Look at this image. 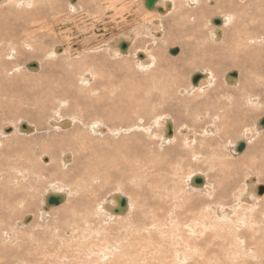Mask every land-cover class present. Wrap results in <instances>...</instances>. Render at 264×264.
Returning a JSON list of instances; mask_svg holds the SVG:
<instances>
[{"label":"rangeland","instance_id":"374dc122","mask_svg":"<svg viewBox=\"0 0 264 264\" xmlns=\"http://www.w3.org/2000/svg\"><path fill=\"white\" fill-rule=\"evenodd\" d=\"M17 1H21V0H0V19L4 20V14L7 13V6L8 5H10L13 9H15L14 6H15ZM45 1L48 3H51V0H45ZM65 1L66 0H63V1L60 0L61 4H63L61 7H63V8L65 7V5L67 7L68 3L70 4L69 0H67L68 2H65ZM77 1L78 0H75L74 3H71V4L73 5ZM133 1L135 2V3L133 2V5L135 7L137 5L140 8V4H139L140 0H133ZM178 1H182V0H178ZM178 1H177V4L179 6L180 3ZM206 1L208 2L207 5H206V3H207ZM210 1H208V0L203 1L202 0V2L200 1L202 5L200 4L201 6H199V9H197V11L194 10V12H192L191 14H186V13L183 14V16H185V15L188 16L190 20L191 19L196 20L195 17L199 15V11L204 12V14L202 16L203 20L199 16L198 17L201 20L199 18H197V21L198 22L200 21L199 24L202 23L201 25H203L204 22H207L208 26L207 25H206V27L203 26V29L205 28L204 32H206V29L209 28L211 25L216 27V25H214L212 23V21L220 18L218 16L222 12H223V14L233 15L234 21H235V26L236 25L240 26V24H242V23L249 25V27L252 26L253 25L252 22H253L254 18L257 17L256 11H257V7L259 5H261L260 10L263 11L262 14L264 15V0L262 1V3H261V0H258V1L254 0L251 3L252 4L251 7H250L251 4L249 6H246L247 5V3H245L246 0L245 1H241V0H210ZM214 1L216 2L215 6L213 5ZM63 2L66 4L64 5ZM123 2L124 3H122V1H121V3H122V4L120 3L121 6L126 5V3H125L126 0ZM226 2H227L228 9H226V8H223L221 10L216 9L217 7H219L218 6L219 3L224 4ZM43 3H45V2H43ZM129 4H131V3H129ZM240 4H246V5L241 6ZM119 6L120 5L116 6L115 9L119 10V8H121ZM144 6H145V3H144ZM159 9L161 11L158 10V12L162 14L163 9H161V8H159ZM122 10L126 11L125 8ZM184 10L188 11L187 8ZM120 11H121V9L119 10V12ZM127 11L130 12V6H129V10L127 9ZM136 11H138L137 15L140 18L135 13V20H134V18H131V20L127 21L126 24H123V25H125L124 27H128V26L132 27V25L134 26L133 28H134L137 36H135L136 34H133L132 37L135 39L136 42L143 40L141 42L142 45L140 46V49L139 48H135V49L132 48V50H130L128 52L129 54L127 53L128 55L126 54L125 58H122V59H125V62H122V61H124L122 59L120 61V59L117 57H115V58L108 57V60L106 62V64L108 66L103 64V67H101L102 69L105 68L104 70H106V71L99 69L100 72H102L104 75H102V73H98L99 75L96 73L97 74V75H95L96 77L92 78V80L89 82V84L93 85L94 82H97V81L98 82L101 81V83H102V81H105V80L107 81V79H108L109 81H116L115 84H117V85H113V86L116 87L117 90H116V88L113 87L114 88L113 91H118V87L120 86V82H122L121 85L123 86L124 89L125 88H134L135 89L134 92H137V91H141L139 89L142 85L144 86L145 83L146 84L150 83V85H148L147 88L144 89L145 86L143 87V89L146 91L140 93V95H141V98H139L140 100L139 99L137 100L136 96H135L136 100L134 99L135 101H139V103L142 104L143 106L145 105V108L143 106H140L141 109H144V110L140 109L141 110L140 113L143 114L144 120H146V121H144L143 119L141 120V118H143V117L140 113H138V116H140V117H138V118H140V123H137L134 121V123H131V124H133V125L134 124H138V125L141 124V126H143V127L145 126V128H148L149 126L152 128L147 129L148 130L147 134H145L146 132L142 133L143 131L141 129H138V128H135V130H132V132L134 131L133 133L131 132L132 134L129 133L130 135H132V137L134 135L133 140H134L135 144L136 145L140 144L139 148L136 147V149H137L136 152L139 150L141 151V152L137 153V156H138L137 159L138 158L141 159V162H139L140 161L139 159H138L139 161L137 160V167H136V164H133L132 166H134L136 168L133 167L134 169L132 171L130 169L128 170V168H125V170H123L124 169L122 167V163H123L122 159L123 158L119 157L118 161H117L118 163L116 162L117 169H113V168L111 169L110 168L109 169L110 171L108 170V173H109L108 176H107L108 173L103 172V171L100 172L98 170L95 174L91 173V171H90V174H92L90 176V177H92L91 179H90V177H88L90 175L89 172L87 173L88 175L86 174L87 176H85V172L84 173L80 172V174L78 172L77 177H74V175H72L73 172L69 171V169L71 167L61 168V166H60V162H61L60 160H61V156H63V154L67 153V154H70V156L73 155L74 156V158L72 156L73 162L75 161V155H74L75 151L68 149V145H69L68 142L70 140H72L73 138L76 139L77 137H79L78 135L81 133H82L81 139L82 138L84 139L83 135H85L84 134L85 129L88 128L89 123L94 122L95 117L99 118L98 115H95V114L91 115V113H90V116H86L83 114L84 116H82V117H84L85 119L90 117V118H88L89 120H87V122H85L87 124L89 121V123L86 125L87 128L82 129L79 126H77L78 123H76V124L74 123V126L72 124V127H70L71 125H69L67 127V129L68 128L70 130L72 129L70 132H68L69 129L68 130L65 129L67 134L65 133V131H63L64 129H62V130L57 129L56 130L55 127H53L50 122H57L56 120H58V119H62V120L72 119L73 118L72 116H74V115L71 114L68 109L73 111V110H75V108H78L75 106L74 102H76V103L80 102L81 103L82 101L83 102L85 101V102L89 103V101H90V103L97 105V103H100L103 100L102 103L105 102L104 103L105 105L110 106V103H112V101L114 100L113 99L114 96L116 97L115 98L116 101L121 100V98H119L117 94H113V91H112V94H108L106 91L104 93L103 99L101 100L100 98H102L101 96L103 95V92L101 91L102 89L100 88V85L96 84L95 87L88 88L89 85L88 86H82L78 82L74 83L76 81V79L79 78L78 76H80V73H82V69H80L79 66H78L79 68L75 66L76 64L79 65V63L82 62V59L80 57L76 58L73 56L72 58L70 57L69 59H67V56H65L66 58H64L63 55H65V54H63L62 55L63 57L59 58V60L57 59L56 60L57 62L56 61L54 62L53 60L45 59V57L47 55H44L42 52H41L42 57L38 58V57L33 56L34 55L33 52H31L33 54L32 55L31 53L27 52L26 50H22L23 56L20 58H17V59H13V55H12L11 50H10L11 46L13 45L16 47L17 46L22 47L21 44L17 45V44L21 43V41H19V39H16L15 42L18 41L19 43L17 42V44H16L14 42L15 45H14V43L12 45H7L8 42L5 39L2 40L0 37V41H1L0 42V63H1L0 64V74H1L0 75V82H3V83L5 82L4 84L0 83V126H1L0 130L2 128L4 130H6L7 128H11V127L15 126L14 124L17 125L19 121L25 122V120H28V118H29L31 123L29 122V120H28V122L26 121L25 123L26 124L29 123L28 125L33 126L34 129L37 128L36 130H38V132L40 131L39 132L40 134H38V132L36 130H34L33 134H35V136H34L35 138H33V134H31L30 137H28V138H26V137L23 138L20 136H19L20 137L19 138L18 136H15V138L16 137H17V139L19 138L18 140L14 138V135H12V136L10 135V134H12V132H11V133H9V135L11 136V138L13 140L12 139H10V141L6 140V142L4 141L5 144L3 142L5 149L7 148L5 151L7 152V150L8 149L9 150L7 153H5V151H3V153H0V157L2 154V156H4L6 158V160L3 161V164L0 165L1 166L0 169L4 167L5 170H7L6 176L7 175H16L17 173H15V172H14L15 174H11L13 172L12 171L13 169L16 171L19 170L18 172H20L21 174H17L16 176H17V178H19L18 180L21 182L20 186H22L21 187L22 189L17 190V193H18V196L21 197L22 192L24 191V194H23L24 195V201L22 200V205H21L22 209L20 206L18 207V205H17L16 207H14L15 210L14 209L11 210V211H15L14 214H12L14 216H11V213H13V212L10 211L9 212L10 213L9 219L4 220V222H8V221H11V222H10V226L8 227L9 231L7 232V236L5 238L6 240L4 239L6 242L0 241V257H1L0 258V264H1V261H2V264H4V263L5 264H17L18 261H19L18 264H135V263L136 264H175V263L176 264H264V254H263V252H264V244H263L264 234L262 235V232L260 233V231L255 232V230H253V229L254 228L256 229L257 227L254 224H252V225L248 224V222L251 219L255 218L257 222L258 221L260 222V226H261L262 230L264 231V214L261 212L263 210L260 211V214L258 212L260 210L258 207H257V209L250 211L249 208L247 209V204H249V203H245L247 201L240 203V205H237V198L240 195V193L238 191V187H235L236 185H238L239 189H240L241 188L240 186H242V184L244 185V182H245L244 173H246V170H247V174L249 176L258 177L260 179V180L258 179V181H260L258 184L264 186V176H263L264 174L262 176H260L259 171L257 169H255L254 166H250V167L248 166V165H252V164H262L261 167H263V165H264V129H256V124H257L258 120L260 123V121L262 119H264V83H263V80H264V64H260L259 65L260 71H257L250 78L249 85H251V87L255 86L252 89L253 92H251V94H249V95L247 93H244V95L246 97H250V98L252 97V98H255V100L261 99L259 102L260 105L257 108V110H259V111H257V112L255 111V112L251 113V110L248 112L247 109L245 107H243L245 110V113L242 115L241 112H239V113L237 112V115H236V113H235V111H237L236 106H235L236 103L230 99L235 98L236 100L238 99L242 102L243 93H240L238 91L240 90V83L241 82L243 83V81L241 80L243 72L242 71L240 72L241 69L239 70V68H231L230 65H228V63H227V58H230L231 61L232 60L233 61H242L244 56L241 54L235 55L234 47L231 48L229 46L228 47L229 52L224 59V64L217 67L218 71L216 69L212 68V73L220 72V74L218 76H216L217 80H216V84L214 85V87H216L217 89L215 90L214 95H209V100L205 99V97H202L204 102L207 105L205 107L202 104V100H200V99H202V98H200V96H198L200 98L199 100L193 99V96L195 94L198 95V93L196 91H194L192 93V91H191L192 89H190V88H194V86H195V85H192L191 78L195 74H199L200 72L202 73V70H204L203 72H206L205 70H207V69L205 68V64H208L210 58L213 61V57H211V55L209 53H206V54L203 53V51H205V50H202V49H205V48H202L201 46H199V48H198L200 50H198V49H197L198 51L196 50V57H193V56L191 57L190 54H189L190 57H188L187 53H190L192 51V48H195L193 44H192V46H190V43H188V46H190V47L187 48V52L185 54L187 59H185V61H179V62L173 63L174 60L176 61L177 58L180 59V56L182 53L181 46L176 45V44H174L176 46H172V45L166 46L162 43L163 42L162 40L164 39L166 33L168 32L167 30H169V26L172 27L173 24H171V25L167 24L168 26H166V24L163 23L162 27L164 26L163 32L165 30V32H164L165 35H164V37L159 39L161 41L156 40L157 38L160 37V36L157 37L156 35H155V38L152 37V39L150 38V36L149 37L148 36L147 37H145V36L141 37V35L139 36V32H136V31H138V29L136 30V27L139 24L143 28V25L145 23L144 22L142 23V20H143L145 15H143L142 12L139 11L138 9ZM136 11H134V12H136ZM126 12H123L121 14L122 16H124L123 18H125V16L128 15V13L124 14ZM182 13L183 12L180 13L181 15L178 14L179 17L182 16ZM13 14H14V12H13ZM248 14H251L253 16L252 20L247 18ZM129 16H130V13H129ZM61 17H62L61 19H65L66 17H68L70 21H72L71 18H73V20L77 21L76 20L77 16H74V15L68 16V14H66V12L65 13L62 12ZM89 17H90V15H88V18ZM159 18H160L159 19V21H160L162 18H164V16L159 15ZM207 18H208V20L211 18L213 20L208 21ZM0 22H3V21H0ZM168 22H170V21H167V23ZM255 22L257 23L258 20H256ZM128 23H130V24H128ZM147 23H149V22H147ZM134 24H136V25H134ZM182 25H185L184 26L185 28L189 27V25H190V27H193V28L197 27L196 22L195 23H183ZM0 27L5 28V24L0 25ZM167 27H168V29H167ZM153 28L156 29L157 26H155ZM155 29H152V34L155 31ZM188 30H190V29L188 28ZM142 32H143V29H142ZM222 32H223V30H222ZM168 33L171 34V31L169 30ZM173 33H175V32L172 30V34ZM263 33H264V30H263ZM202 36H203V38L206 37L203 34H202ZM124 40L130 42L131 39L129 37H127V38L125 37ZM146 40H148V42L151 41L150 42L151 48L148 50L145 48V45H147V44H144L145 42H147ZM43 41L45 43L48 42V44L44 47L45 52H47L46 49L49 51L52 49H60V54H61L63 52L62 48L66 47L63 45L52 44L51 42L53 41V39H51V41H50V38H47V37H44ZM187 41H189V39H187ZM205 43H206V45H203V46H205V47L207 46L206 49L210 48V47H215L214 45H217L216 43L213 44V43H210L208 41H205ZM32 45H33V43H32ZM89 45H90V43L87 44V46H89ZM33 46H35V45H33ZM72 46L74 48V45H71V47ZM132 47H134V46H132ZM23 48H25V47H23ZM41 48H43V47H41ZM153 49H154V51L157 49V51L155 52L154 55L155 56L157 55L156 57H158L160 61L158 60L159 63L155 65V68L153 70L154 74L151 72L152 74L149 75V73L142 72L136 67L135 61L137 60V58L135 57V53L136 52L146 53V55H148L147 58L150 59V55H151V52ZM172 49L178 50L176 55H171L169 53V51ZM260 50H261L260 51L261 54H259V55H261V56L264 55V49L260 48ZM238 53H240V52L238 51ZM87 54L97 57V56H102L103 51L101 50V51H97L95 53H87ZM9 55H11L12 57ZM73 58L77 61H79L81 59V61L75 62V60ZM60 59H61V61H60ZM70 59H71V62L73 64L74 63L75 64L73 66H69V65L66 66L67 63H69ZM72 59H73V61H72ZM3 61H4V63H2ZM51 61L53 64L52 68H54L56 70H58L60 68L59 70H61V72L57 73V74H59L60 77L69 76L70 75L69 73H72L73 71L75 72L76 69H79V73L78 72L72 73L73 76L76 77L75 79L73 78L72 75H71L72 77L70 76L71 78H73L72 83L74 84V88L71 90V92H69L70 96L74 97V95H76V91H77V93L80 94V96L79 95L77 96V98H76L77 100L71 97V99L73 100L72 103L70 101L67 102L66 99H63L64 95L59 94L64 89L63 86H65V84H62V83L65 82L63 80H65L66 78L65 79L62 78V80H61V78L57 79L56 77H54L55 78L54 79L53 77H51V75H49L48 69H47V71H48L47 74H45L43 72L42 68H44V64H48L49 62L51 63ZM32 62H35V63L39 62L38 63L39 69L35 72H33V70L26 68V65H28L29 63H32ZM116 62H118V63H116ZM189 62H190V64L195 63L197 68L193 69V71L190 70V71L184 72L182 69L185 66H187V64ZM213 62H215V61H213ZM100 63H102V61ZM112 63H113V65H112ZM121 63L123 64V66ZM256 63L259 64V62H256ZM85 64H86V61H85ZM119 64H120V66H119ZM202 64H203L204 68L201 67ZM63 65H65V66H63ZM1 66H3V67H1ZM48 66H50V64H48ZM48 66H46V67H48ZM55 66H57L58 68ZM116 66H118V67H116ZM128 66L130 67V69ZM4 67L6 68V70H4L5 69ZM66 67L67 68L70 67L72 71L69 70V68L67 69ZM106 67H108L111 71ZM122 67L123 68L125 67V69H123ZM244 67H245V69H247L249 66L246 63H244ZM63 68H64V70H62ZM66 69L69 70V72L65 71ZM126 69H127V72H126ZM14 70H16V71H14ZM177 70H178V72H177ZM62 71H63V73L65 72L64 74H66V75H62L63 74ZM148 72H150V71H148ZM230 72H237V74H239V78H238V81L236 84L234 82L233 83H227L225 81L224 76ZM3 73H4V75H3ZM60 73H61V75H60ZM252 73H253V71H252ZM40 74H41V77H40ZM100 74L102 75V77ZM107 74H108V76H107ZM119 74H120V76H119ZM256 74H258V76ZM47 75H48V79L45 80L47 78ZM75 75H77V76H75ZM153 75H154V78H152ZM156 75H158L159 77L156 78ZM103 76L104 77L107 76L106 79ZM13 77H14V79H13ZM145 77L147 79H149V78L150 79L147 80ZM255 77H257L258 80H260V78H261L262 82L259 84L258 80H256ZM2 78H3V80H2ZM236 78H234V79H236ZM15 79L18 80L17 82L19 84L16 82ZM52 79H53V81L54 80H56V81L53 82ZM59 79L61 80V82L59 81ZM48 80H50L49 81L50 84H48L49 83ZM201 80L203 82H205L204 78L203 79L201 78L199 80V82ZM30 81L33 82V83L31 82L33 84V86L30 83ZM46 81H47V83H45ZM127 81H129V82H127ZM41 82H43V83H41ZM55 82H56V84H55ZM140 82H142V83H140ZM256 82H257V84H256ZM15 83H17V85H15ZM52 83H53V85H52ZM135 83H137L136 86L137 85L139 86V87L137 86L138 88L135 86ZM39 84H42V86ZM46 84H48V85H46ZM35 85L37 86V89L35 88ZM202 85H204V84H202ZM58 86L60 88H58ZM2 87L4 90H2ZM41 87L42 88L44 87L45 89H42ZM49 87H50V89H49ZM29 88H31V89H29ZM38 88L40 91H38ZM56 88H58V89H56ZM54 89H56V90H54ZM59 89L60 90L62 89V90L59 91ZM180 89H184L185 93L184 92L183 93L185 95L180 92ZM29 90L33 93H31ZM178 90L180 93L178 92ZM17 91H18V93H17ZM52 91H54V93ZM72 91H74V92L72 93ZM42 92H45V94L48 93V95L44 96V95H42V94H44ZM211 92H212V90H211ZM117 93H119V92H117ZM51 94H53V95H51ZM33 95L35 96V98ZM48 96H51V99H53V101L55 98V101L54 102L51 101L50 97H48ZM31 97H32L33 101H31L32 100ZM45 99L47 102L45 101ZM62 99H63V101H62ZM58 100H59V103H58ZM1 101H3V102H1ZM49 101H50V103H49ZM64 101L66 104L64 103ZM215 101H216V104L219 103L218 104L219 107H218V105H215ZM231 101H233V103H231ZM210 102L212 103V105ZM40 103H45L46 108H44L45 107L44 104H42V106H41ZM198 103L201 105L199 109L196 108ZM222 103H223V105H221ZM227 103H229V104H227ZM35 105H36V108H35ZM72 106H73V109H71ZM38 107L39 108L43 107L42 108L43 110H40ZM216 107H218L219 110H215L214 108H216ZM228 107H229V109H228ZM63 108H65V109H63ZM66 108H68V109H66ZM149 108H150V110H149ZM54 109H55V111H54ZM39 110H40V112H39ZM77 110L78 109H76L75 112H77ZM27 111H30V113H28ZM58 111H61V112H58ZM143 111L145 113H143ZM146 111H147V113H146ZM213 111H217L218 112L217 114H219V118H221V119H222V117H220V116L224 115L225 113L227 114L228 112H232L233 115L229 114L228 117L226 116L224 119H222V122H220V120H218L219 118H217V120H216L214 115H212ZM38 112L40 115L38 114ZM55 112L59 113V117H58V113L56 114ZM162 113H164L165 117H167L169 120L173 119L171 122H173L174 125L177 123L176 124L177 130H179L180 128L182 129V126L184 124H186V125H184V128H186V129L189 128V134H187V135L194 134L195 139H196V143L198 144L199 149L202 151V152L198 151V152H200V155L201 154L203 155V153H204L203 148H204V146H206L205 141H207V142L209 141L212 154L209 155V149H207L206 155L205 154L203 156L201 155L200 159H196L197 161H194V159H191L192 158L191 156L186 157V155L184 156V154L182 155V157L184 156L182 158L180 156V154L183 153V151H181L182 149H179V146L176 147L180 151L179 152L174 147V145H170L172 147V149L174 147V150H173V153L171 155H169L166 151V148L168 149L171 147L169 145H164V147H163V145L160 142V138H159L161 136L160 133H162V125L161 124L157 125L158 123L156 124V122H158V121H159V123H161V121L157 120V119L161 118L158 116ZM191 113H193V114H191ZM26 114H27V116H25L26 117V119H25L24 115H26ZM195 114H196V116H195ZM197 114L200 115L201 117L196 118ZM21 115H23V116H21ZM30 115H31V117H30ZM145 115H146V117H145ZM32 116H33L34 120H33ZM156 116H157V118H155ZM42 117H45V118H42ZM174 117H178V121L176 120L177 122L175 121ZM179 117H181V118L179 119ZM45 120H47V121H45ZM43 121H44V123H43ZM154 121H155V123H154ZM142 122H144V123H142ZM146 122H148V123H146ZM48 123H49V125H48ZM151 123L153 124V126ZM35 124H38L37 126H39L41 124L40 125L41 127L40 126L37 127ZM146 124L147 125L149 124V126H146ZM104 125L106 128H103V129H106V131L103 133V137H100V136L98 137L96 135H92L90 138L86 137L87 139L83 140L84 141L83 147H82L83 151L81 150L80 153H82V152H83L82 154H92L91 152H93V154H95L96 152L102 153L100 150L101 148L97 149L98 147L95 144V142L97 141L96 140L97 138L98 139L99 138L106 139V141L108 142V137H106V135L109 136V132L107 129L110 130V125H107V124H104ZM123 125H125L124 122H123ZM138 125H135V126H138ZM180 125H182V126H180ZM47 126L49 127V129H47L48 128ZM141 126H139V127L141 128ZM131 127H133V126L131 125ZM211 127H215L217 129L216 134L205 133V129L206 128L211 129ZM79 128H80L81 132H79L80 131ZM263 128H264V126H263ZM41 130H43V131H41ZM73 130L78 134L73 132ZM149 131H150V133H149ZM58 132H60V133H58ZM62 132L66 134V136L64 134L66 139L63 136ZM76 135H77V137H75ZM151 135L152 136L154 135L155 138L154 137L152 138ZM124 136H128V135H124ZM92 137H93V140H95L94 142L92 140ZM132 137H131V139H132ZM49 139H51V140H49ZM63 139H65V140H63ZM74 139H73V141H74ZM0 140H2L1 137H0ZM21 140L23 143L21 142ZM66 140H67V143H66ZM85 140H86V143H85ZM19 141L21 142V145L22 144L25 145V146H23V148L21 145H18V144H20ZM50 141H52L51 142L52 144L50 143ZM61 141H62V143H61ZM64 141H65V143H64ZM14 142L18 143L17 144L18 146L15 147L16 143L14 144ZM31 142H32V144H31ZM47 142L50 143L51 145L48 144ZM57 142L60 143L59 147L57 146V145H59ZM44 143H46V144H44ZM109 143H110V141L107 144H109ZM151 143H152V145H151ZM228 143L234 147L233 150L236 154H238L237 156L233 155L234 152L231 149L228 150V147H227ZM239 143H242L245 145V148H244L245 152L244 153H243L244 150L241 153L236 152V148L238 147ZM41 144L44 145L45 147L41 146ZM65 144H67V145H65ZM88 144H89V146L91 145V147H89ZM143 144H144V146H143ZM46 145L48 147L51 146V147H55V148L51 149V147H50V149H48V147ZM4 147L2 146V148H4ZM92 148H93V150H92ZM108 148L111 150H109ZM108 148H104L105 152L102 148V151L106 154L108 152L107 155L110 154L109 156H114L115 154L120 153V152L122 153V148H120V146H114L112 143H110ZM113 148L115 150H113ZM144 148L148 151H146ZM0 149H1V146H0ZM22 149H24L23 150L24 152L22 151ZM84 149L86 151H84ZM48 150L49 151L54 150L55 154H53L52 151H50L51 152L50 157H48L49 156ZM95 150H97V151H95ZM87 151H88V153H85ZM113 151H115V152H113ZM169 151H171V149L168 150V152ZM136 152H135V154H136ZM163 152L167 153L168 155L163 153ZM177 152H179L180 154L179 153L177 154ZM23 153H25L24 154L25 156L23 155ZM104 153H102V154H104ZM245 154L247 156H245ZM19 155H21V156H19ZM97 155L99 157H102V155L99 153ZM148 156H149V158H148ZM26 158H28L30 160H28ZM42 158H47V163H46L45 159H43V162H42ZM146 159L147 160L151 159V160H149L150 163H148V161ZM33 160H36V162H34ZM37 160H39V161H37ZM144 160L147 161L144 165H149L148 167H151L150 171H148L144 167L142 169V166L140 164H143ZM241 160L243 161L242 163H241ZM156 161H158V162H156ZM124 162H125V160H124ZM155 162L157 164H160V167H161L160 168L161 171H159V173H157L156 175L154 174V168H152V167H155V165H156ZM194 162L197 163V165H198L197 167H194ZM37 163H38V165H37ZM126 163L128 164L127 161H126ZM153 163H155V164H153ZM47 164H49V165H47ZM69 164H71V163H69ZM73 164H71L69 166H72ZM242 164H246V165H242ZM50 165H51V167H50V169H48ZM43 166H44L43 170L45 172L42 170ZM138 166H139V169H138ZM33 167H36V168H33ZM20 168H21V170H20ZM31 168L33 169V171ZM9 169H10L11 173H10ZM47 169L49 171H47ZM58 169H60V170L58 171ZM137 169H138V171H136ZM184 169H185V171H184ZM50 170H53V171H50ZM115 170H117V171H115ZM146 170L151 174L153 173L155 176L153 174H152L153 176L149 175L148 172H144ZM162 170L164 171V174H163ZM131 172H133V173H131ZM165 172L167 175L165 174ZM197 172L198 173L200 172V174L202 173L203 175L205 174V176L207 177L208 182L210 183V186H212L211 188H209L210 189L209 193H198V192L188 190L185 187L186 178L188 177V175L193 174V173L198 174ZM136 173H137V175H136ZM146 174H148L150 177H153V179H151V180L148 179V175L146 176ZM158 174L159 175L162 174L161 177ZM253 174H254V176H253ZM256 174H258L260 177ZM134 175H136L137 177L136 176L134 177ZM18 176H20V177H18ZM127 176H128V178H127ZM175 176H177V177H175ZM94 177L95 178L97 177V178L94 179ZM108 177H110L111 180ZM158 177H159V182L153 181V180H155L154 178H158ZM100 178H101V180H100ZM129 178H131V179H129ZM145 178H147V179L145 180ZM235 178L236 179L239 178V179L236 180ZM89 179H90V181H89ZM114 179H116L117 181ZM142 179H143V181H140ZM94 180H96V181H94ZM85 181L86 182L88 181V182L86 183ZM97 181H99V182H97ZM129 181H131V183ZM133 181H135V182H133ZM151 181H152V183H151ZM162 181L164 184H161ZM82 182H84V183H82ZM101 182H103V183L101 184ZM109 182L111 184H109ZM117 182H119V183L117 184ZM172 182H173V184H172ZM81 183L84 184L83 186L85 187V189L80 187ZM124 183H126L127 185H128V183L131 184V185L127 186V188H129V190H131V188L133 189V187H134V190L136 189L135 192H136V197H137V199H136V197H134L136 204L133 201V204H134V205H132L133 212L131 215H129L128 219H125V217H123L124 219H108L107 220L104 217L105 215L104 216H102V215L96 216V214H95L96 206L95 205L102 203L103 200L104 201L107 200L111 195L115 194L114 191H116V193L126 192V194L125 193L124 194L127 195V193H128L127 191H129V190L126 188V184L124 185ZM133 183H135V184H133ZM11 184H12L11 187L14 185L12 187V189L15 187H18L15 183H11ZM165 184H166V186H165ZM91 185H93V187H96L97 185H99L100 188L101 187L102 188L99 189L100 191L97 190L98 192L95 191L94 192L95 194L94 193L92 194V192L88 190L89 186H91ZM115 185H116V187L117 186L118 187L116 188ZM120 185H121V189H119ZM53 186H54V188H53ZM64 186H65V188H64ZM122 186H124V187H122ZM180 186H182V187H180ZM154 187H156V188L153 190ZM177 187H178V189H177ZM26 188H27V190H30L29 193L26 190ZM60 188L69 192L67 195V198H69L71 201L67 200V202H70V204H67L66 201H64L63 202L64 204H62L63 208H64L63 211H62L63 208L62 209L60 208V211L56 210V208H58L60 203L58 205L53 206V207L51 206L49 208H51V210L55 209V211L53 210L54 212L53 211L49 212V210H48L47 212H49V213L47 215V218L41 219L40 217H38L39 216L38 210L40 209L41 205L45 204V201H46L45 197H46L47 192L48 191L57 192L55 190H59ZM49 189H51V190H49ZM141 189H142V191H141ZM156 189H158V191ZM137 190L140 192V194L138 193ZM143 190L145 191L146 197L144 196ZM159 190H160V192H159ZM154 191L157 192V194H155ZM148 192H150V193H148ZM96 194H98V195H96ZM159 194H162V198H161V200L163 199L162 202H161V200H158V199H160V197H158ZM174 194H175V196H174ZM94 195H96V196L94 197ZM137 195H139V198ZM155 196H157L156 197L157 199H155ZM32 197H34V198H32ZM31 198H32V201H29V200H31ZM81 198H83L82 204L80 202V200H82ZM73 199H75L74 202L76 203V205H74L75 203L72 202ZM25 200H27V202ZM87 200H89V202ZM157 200L162 204V206H163V202L166 203V201H170L166 205H171V204L176 205L178 203L176 205V207H174L175 206L174 205L173 206L174 208L172 207V209H170L171 207H169V210L174 209L173 211H169L170 213L173 212L172 216L170 215L172 217L170 221H168L170 218L168 219L169 216L167 217V214L164 215V217L166 216L167 218L162 219V221H159L160 217L154 218L151 216L152 215L151 211L153 209V207L151 206V203L152 202L154 203V201L158 202ZM184 200H186V201L184 202ZM28 201H29L30 205H28ZM84 201L87 202V203L85 202L87 205L86 208H84L86 206ZM259 201H261V199ZM137 202L139 203L138 205H137ZM93 203H94V205H93ZM184 203L185 204L188 203V204L185 205ZM189 203H190V206H188ZM66 204L68 207H71V210L67 206H66L67 209H66V207H64ZM77 204H80V205H77ZM191 205L193 206V208ZM74 206H76V207L79 206V207L77 209ZM186 206L188 208H186ZM259 206H261V205H259ZM24 207H25V209H24ZM27 207L29 208V210L28 209L26 210ZM73 207L76 209H74ZM165 207H167V206H163V209ZM180 207L182 210L180 209ZM234 207H235V210H234ZM241 207H243L244 210ZM185 208L187 209V211H185L186 210ZM175 209H177V210H175ZM188 209H189V211H188ZM229 209L231 211L234 210V212L232 214H230L229 216H226L225 219L223 218L220 220L219 219L220 216L225 215L226 212L229 211ZM92 210H94V211H92ZM180 210L182 211L181 214L186 213V215H182L183 216L182 217L181 214H179L180 212H178ZM242 210L244 212H242ZM17 211H20L22 214L20 212L18 213ZM61 211L63 214H61ZM66 211H68L69 213ZM72 211H76V212L75 213L73 212V214L71 215ZM216 211H220V212H222V214L220 212H216ZM85 212L87 214L84 215V217L88 218V220H87L88 223L83 221L84 217L82 215ZM188 212H190V213H188ZM192 212H194V213H192ZM200 212H202V214ZM15 213H17V214L15 215ZM193 214H195V215L193 216ZM202 215L204 217L200 219L199 217ZM4 216H5V214L4 215L1 214L0 219H4L5 218ZM7 216H8V214H7ZM29 216H30V220H29ZM12 217H14V218L12 219ZM20 217H21V220L26 218L25 222L27 223V225H24L26 227L21 226L19 224H18L19 225L18 226L15 223L16 221H18V219L20 220ZM142 217H143V219H142ZM149 217H150V220H149ZM151 217L153 220H151ZM180 217H182V218H180ZM188 217H190V218H188ZM195 217L197 218V220H195L196 219ZM79 218H81L82 220L81 219L79 220ZM198 218H199V220H198ZM77 219H78V221H81V222H77ZM130 219L133 220L134 223ZM191 219L194 220L195 222L192 221ZM69 220L70 221L72 220V221L70 222ZM73 220H76L74 222L80 223V224H78L79 226L75 227ZM157 220H158V223L162 222V224L163 223H165V224L160 225V223H159L160 226H158ZM62 221H63V223H62ZM82 222H83V224H82ZM129 222H132L131 224H133V226L131 225V228H129L130 227ZM138 222H140V224H141L140 225L141 229L143 226L148 224V226L145 228V230H147L146 233L140 232V234H139L140 237H142V238H140V237L138 238V235H136L137 230H136V232L134 231L135 229L133 230V228H135V226H136V224H138ZM152 222L155 223L154 226H152L153 225ZM208 222L211 225H213L214 227L210 226V224ZM18 223H20V222H18ZM85 223L87 226H84ZM243 223L244 224L246 223V224L242 225ZM126 224L129 227L126 226ZM190 224L191 225L194 224L196 226L195 229L198 232H200V236H202V235L206 236L205 237V241H206L205 243H204V237L200 240V238H199L200 236H198L199 233H197V237L199 238V239L198 238L197 239L200 240L199 242L201 244L198 242V240H195L194 237L190 238L191 235L188 233L189 230H188L187 226H184L183 228H181V231L178 232L177 229L179 228L180 225H190ZM235 226H239V227L235 228ZM248 226H251V228H250L249 232H246ZM69 227H71V228H69ZM72 227L75 230H73ZM77 227L79 229H81V231L79 229H77ZM127 227L130 231L127 229ZM210 227L212 230H210ZM84 228L85 229L88 228V229L85 230ZM148 228H150V230H153V231L151 232ZM152 228H154V229H152ZM126 229L129 231L128 233L126 232L127 231ZM156 229L160 230V231H157ZM22 230H24V231H22ZM76 230H78V232L75 233ZM251 230H253V231H251ZM70 231H73V232L71 233ZM123 231H125V233ZM131 231H134L133 233L136 236L131 237L129 235L132 233ZM149 231L153 234H151ZM244 231H245V233H244ZM81 232L82 233L84 232L85 234L83 233L82 236H81V234L80 235L77 234V233H81ZM163 232H164V235H163ZM253 233L254 234L256 233L255 235H257V237H258V238H256V240L261 238L260 242H259V240H260L259 239V240H257L258 242L256 241V243L253 244V241L250 239V235ZM69 234L71 235V237ZM210 234H213V235H210ZM240 234L243 236H241ZM124 235H125V237L128 236L129 238H127V237L125 238ZM183 235H186V236H183ZM246 235H248V236H246ZM260 235H262V237H260ZM73 237H75V238H73ZM29 238L31 239V241ZM120 238H123V239H120ZM50 239L54 244H52ZM124 239L127 242H124V244H123L122 241H124ZM128 239L129 240L131 239V243ZM192 239L197 241L199 246L201 245L200 246L201 249H185V247H184L185 244L186 243L189 244V242L194 241ZM209 240H211V241H209ZM249 240H251V243H248ZM133 241H135V242H133ZM50 242H51V244H50ZM55 242H56V244H55ZM105 242L109 243L110 244L109 246H111V248L107 245L108 249H105V248L100 249L103 245L106 244ZM245 242L250 244L249 245V246H251L249 249L250 251L248 250V248H246ZM69 243L71 245H69ZM112 243H113L114 247L111 245ZM27 244L29 246H31V247H29L30 249H28ZM203 244H205V245H203ZM35 245H37V246L35 247ZM115 245L116 246L118 245V247H116ZM24 246H27V247H24ZM39 246H40V248H39ZM43 246H45V247H43ZM68 246H71V247H68ZM208 246H211V248L210 247L208 248ZM61 247H62V249H61ZM252 247H253L254 251H253V249H251ZM33 248H35V249H33ZM116 248H118V249H116ZM12 249H14V250L12 251ZM9 250H10V252H9ZM1 251L4 252V254ZM18 251H20V252H18ZM29 252H31V253H29ZM22 253H23V255H22ZM54 253H55V255H54ZM16 254H19V255H16ZM6 255H7V257H6ZM210 255L212 257H210ZM100 256H104V257H100ZM125 256H127V257H125ZM17 258L20 260H18ZM21 258H22V260H21ZM73 258H75V259H73ZM100 258H102V259H100ZM183 258H185V259H183ZM207 258H208V260H207ZM130 259H131V261L133 260L132 263H131ZM173 259H175V260H173ZM259 260L261 261L260 263H259ZM90 261H92V262H90ZM255 261H256V263H255Z\"/></svg>","mask_w":264,"mask_h":264},{"label":"bare ground","instance_id":"6f19581e","mask_svg":"<svg viewBox=\"0 0 264 264\" xmlns=\"http://www.w3.org/2000/svg\"><path fill=\"white\" fill-rule=\"evenodd\" d=\"M63 1V0H62ZM121 1H122V3H124L123 1H125V0H78L75 4H71V2H70V4L68 3L67 4V7H66V3H64V5H65V7L63 8V7H61L63 4H61V2H60V0H51V3H48V2H46L45 0H21V1H17L16 2V4H15V6H14V8L15 9H13L10 5H8L7 6V13H5L4 14V20L3 19H0V21H3V22H0V25H3V24H5V28H3V27H0V37H1V39L3 40V39H5L8 43H7V45H12L15 41H16V39H19V41H21V43H19L18 41V43L19 44H17V42H15L17 45H22V47H19V46H11V53H12V55H13V59H17V58H20V57H22L23 56V51L22 50H26L27 52H29V53H31V52H33L34 53V57H38V58H40V57H42V53L44 54V55H47L46 57H45V59H48V60H53L54 62L58 59L59 60V58H61V57H63L64 56V58H66L65 56H67V59H69L70 57L72 58L73 56L74 57H80L81 59H82V62H80L81 61V59L79 60V61H77V60H75L74 58V60H75V62L77 61V62H80L79 63V65H75L76 67H80V69H82V73H80V76H78L79 78H77L76 79V81L74 82V83H79L80 85H82V86H88V88H92V87H95L96 86V84L97 85H100V88L102 89H100L102 92H103V95L101 96L102 98H100L101 100L103 99V96H104V93L107 91V93L108 94H112V91L114 90V88H116V87H114L113 85H117V84H115L116 83V81H109L108 79H107V81L105 80V81H102V83H101V81H97V82H94V84L93 85H90L89 84V82L92 80V78H94V77H96L95 75H97L98 73H102V72H100V70H104V69H102L101 67H103V64L104 65H106V66H108L107 64H106V62H107V60H108V57H113V58H115V57H117V58H119L120 59V61H121V59L122 58H125V55L130 51V50H132V48L133 49H135V48H139L140 49V46L142 45L141 44V42L143 41H135V39L132 37V35L133 34H136L135 33V30H134V26L132 25V27H124L125 25H123V24H126V22L127 21H129V20H131V18H134V20H135V13H136V15H137V12L138 11H136L137 9L139 10V11H141L142 12V14L143 15H145L144 16V18H143V20H142V23L144 22L145 24L143 25V28L138 24L137 25V27H136V30L138 29V31H136V32H139V36L141 35V37L142 36H145V37H149L150 36V38L152 39V37L153 38H155V35L157 36V37H159V38H157L156 40L158 41L159 39H161L162 37H164V32H165V30H164V32H163V27H162V25H163V23H165L166 24V26H168L167 24H169V25H171V24H173L172 25V27H170L169 26V30L171 31V34H169L168 32H169V30H167L168 32L166 33V35H165V37H164V39L162 40L163 42V44L164 45H166V46H168V45H172V46H176V45H180L181 46V48H182V53H181V56H180V59H176V61L174 60V62L173 63H176V62H179V61H185V59H187L186 58V56H185V54H186V52H187V48H189L190 46H192V44L194 45V47L195 48H192V51L190 52V53H187L188 54V57H196V50L199 48V46H201L202 48H205V49H202V50H205V51H203V53H209L210 55H211V57H213V61H215V62H213L212 60H211V58H210V60H209V62H208V64H205V68L207 69V70H205L206 72H203L204 70H202V73L200 72L199 74H201V78L203 79H205V82H203L202 80V82L200 81L199 83H198V85H195L194 86V88H190V89H192L191 91H192V93L194 92V91H196L197 93H198V95L197 94H195L194 96H193V99H200V98H202V97H205V99H207V100H209V95H214V93H215V90L217 89L216 87H214V85L216 84V80H217V78H216V76H218L219 74H220V72H218V73H212V68H214V69H216L217 71H218V66H220V65H223L224 64V59H225V57H226V55L228 54V47L230 46L231 48L232 47H234V52H235V55H239V54H241V55H243L244 56V58H243V60L242 61H231V59L230 58H227V63H228V65H230V67L231 68H239V70H240V72L242 71L243 72V75H242V81H243V83L241 82L240 83V90L238 91V92H240V93H243V98H242V102L240 101V100H236L235 98H232V99H230V100H233L236 104H235V106H236V109H237V111H235V113H236V115H237V112L239 113V112H241V114L243 115L244 113H245V110H244V108L243 107H245L246 109H247V111L249 112L250 110H251V113H253V112H257V111H259V110H257V108H258V106L260 105L259 104V102H260V100H255V98H250V97H246L245 95H244V93H247L248 95L249 94H251V92H253V88L255 87L254 85V87H251V85H249V83H250V78H251V76H253V74H255L257 71H260V67H259V65L260 64H264V55H259V54H261V50H260V48H262V49H264V33H263V30H264V15L262 14L263 13V11H261L260 9H261V5H259L258 7H257V11H256V15H257V17H255L254 18V20H253V22H252V26H250L249 27V25H246L245 23H242V24H240V26H238V25H236L235 26V21H234V17H233V15H230V14H223V12L218 16V17H220V18H218L219 20H220V22H221V24H220V26L219 25H216V27H214V26H210L209 28H207L206 29V32H204V29H203V26H205L206 27V25L208 26V24H207V22H204L203 23V25H201V24H199L200 23V21L198 22L197 21V18H199V17H201V19H202V16H203V14H204V12H200L199 11V17L198 16H196L195 18H196V20L195 19H189V17L188 16H183V14L184 13H186V14H191L192 12H194V10H196L197 11V9H199V6H201L202 4H201V2H202V0H182V1H178V0H157L156 2H155V4H154V7H153V9L152 10H148L145 6H144V3H145V0H140V8H139V6H137L136 5V7L133 5V0H126V5H122L121 6ZM177 1L180 3L179 4V6H178V4H177ZM201 1V2H200ZM204 1V0H203ZM208 1H210V0H208ZM241 1H245V0H241ZM248 1V2H247ZM254 0H246L245 1V3H247V5L246 4H240L241 6H243V5H246V6H249L252 2H253ZM255 1H258V0H255ZM262 1L263 0H261V3H262ZM43 2H45V3H43ZM50 2V1H49ZM65 2H68L67 0L65 1ZM207 2V1H206ZM211 2V1H210ZM213 2V1H212ZM74 3V2H73ZM121 3V4H120ZM129 3H131V4H129ZM135 3V2H134ZM138 4V3H137ZM201 4V5H200ZM208 4V2L206 3V5ZM215 4H216V2L214 1V6H215ZM239 4V3H238ZM118 5H120L119 7H121V8H119V10L121 9V11L119 12V10L118 9H115L116 8V6H118ZM129 6H130V12H128L127 11V9L129 10ZM218 6L219 7H217L216 9H218V10H221V9H223V8H226V9H228V6H227V2L226 3H219L218 4ZM252 6V4L250 5V7ZM207 7V6H206ZM125 8V10L127 11H123L122 9H124ZM159 8H161V9H163L162 10V14L161 13H159L158 12V9ZM188 9V11H186V10H184V9ZM204 8V7H203ZM191 10V11H190ZM208 10V9H207ZM134 11H136V12H134ZM13 12H14V14H13ZM62 12H66V14H68V16H70V15H74V16H77L76 17V20L77 21H75V20H73V18H71L72 19V21H70L69 20V18L68 17H64L65 19H61L62 17H61V14H62ZM123 12H126V13H124V14H127L128 13V15H126L125 16V18H123L124 16H122L121 14L123 13ZM181 12H183L182 13V16L181 17H179V15H181L180 13ZM12 13V14H11ZM129 13H130V16H129ZM139 14V13H138ZM179 14V15H178ZM88 15H90V17L88 18ZM159 15H161V16H164V18H162L160 21H159ZM138 16V15H137ZM136 16V17H137ZM206 16V15H205ZM72 17V16H71ZM139 17V16H138ZM137 17V18H138ZM207 17V16H206ZM210 17V16H209ZM208 17V18H209ZM140 18V17H139ZM208 18H207V20H208ZM247 18L248 19H250V20H252V18H253V16L251 15V14H248L247 15ZM188 19V20H187ZM200 19V18H199ZM200 19V20H201ZM138 20V19H137ZM141 20V19H140ZM203 20V19H202ZM210 20H213L212 18L211 19H209L208 21H210ZM256 20H258V22L256 23L255 21ZM125 21V22H124ZM167 21H170V22H168L167 23ZM224 21V22H223ZM147 22H149V23H147ZM197 23V27L196 28H193V27H190V25H189V27H184L185 25H182L183 23ZM140 23V22H139ZM229 23V24H228ZM128 24H130V23H128ZM164 24V25H165ZM175 24V25H174ZM123 25V26H122ZM134 25H136V24H134ZM155 26H157V28L155 29V28H153V27H155ZM226 27V28H225ZM188 28L190 29V30H188ZM225 28V29H224ZM142 29H143V32H142ZM152 29H155V31L153 32V34H152ZM167 29H168V27H167ZM172 30L175 32V33H173L172 34ZM193 30V31H192ZM222 30H223V32H222ZM195 31V32H194ZM3 32V33H2ZM217 33H219V35H217ZM202 34L203 35H205L206 37L205 38H203V36H202ZM135 36H137V34L135 35ZM138 36V37H139ZM44 37H47V38H50V41H51V39H53V41L51 42L52 44H57V45H63V46H66V47H63L62 48V53L60 54V49H52V50H47L46 49V51L47 52H45V46L48 44V42L47 43H45L44 41H43V38ZM125 37L127 38V37H129L131 40H130V42H128V41H126V40H124L125 39ZM142 39V38H141ZM144 39V38H143ZM187 39H189V41H187ZM49 40V39H48ZM147 42H148V40H146ZM150 41V40H149ZM155 41V40H154ZM159 41H161V40H159ZM205 41H208V42H210V43H216L217 45H214L215 47H210V48H207L206 49V47L205 46H203V45H206V43H205ZM1 42V41H0ZM126 43L127 44V49L125 50V52L123 53L121 50H120V48H119V45L121 44V43ZM145 42L144 44H147V45H145V48L148 50V49H150L151 48V41L150 42ZM153 42V41H152ZM156 42V41H155ZM15 43H14V45H15ZM32 43H33V45H35V46H33L32 45ZM88 43H90V45L89 46H87V44ZM188 43H190V46H188ZM209 43V44H210ZM157 44V43H156ZM174 44H176V45H174ZM69 45V46H68ZM71 45H74V48H73V46L71 47ZM132 46H134V47H132ZM153 46V45H152ZM210 46V45H209ZM23 47H25V48H23ZM41 47H43V48H41ZM57 47V46H56ZM155 47V46H154ZM218 47V48H217ZM10 48V47H9ZM8 48V49H9ZM73 48V49H72ZM103 51V54H102V56H97V57H95V56H91V55H89V54H87V53H95V52H97V51ZM143 50V49H142ZM198 50H200V49H198ZM197 50V51H198ZM8 51V50H7ZM157 51V49L154 51V49L152 50V52H151V55H150V59H148L147 57H148V55H146V53H141V52H136L135 53V57L137 58V60L135 61V64H136V67L140 70V71H142V72H145V73H149V75L150 74H152L153 73V70H154V68H155V65L156 64H158L159 63V58L158 57H156L154 54H155V52ZM238 51L240 52V53H238ZM42 52V53H41ZM200 52V51H199ZM10 53V52H9ZM8 54V53H7ZM58 54V55H57ZM60 54V55H59ZM63 54H65V55H63ZM129 54V53H128ZM127 54V55H128ZM157 54V53H156ZM189 54H190V56H189ZM201 54V53H200ZM63 55V56H62ZM9 56H11V55H9ZM87 56V57H86ZM206 56V55H205ZM12 57V56H11ZM48 57V58H47ZM160 57V56H159ZM7 58V57H6ZM198 58V57H197ZM204 58V57H203ZM202 58V59H203ZM12 59V60H13ZM73 59H72V61H73ZM87 59V60H86ZM128 59V58H127ZM148 59V60H147ZM174 59V58H173ZM3 60V59H2ZM122 60H124V61H122V62H125V59H122ZM159 60V61H158ZM11 61V60H10ZM60 61H61V59H60ZM85 61H86V64H85ZM102 61V63H100ZM53 62V63H54ZM57 62V61H56ZM63 62V61H62ZM105 62V63H104ZM127 62V61H126ZM172 62V61H171ZM202 62V61H201ZM256 62H259V64H257ZM2 63H4V61L2 62ZM11 63V62H10ZM15 63V62H14ZM32 63H35V62H32ZM39 63V62H38ZM38 63H35L36 64V68L37 69H35V70H33V72H35V71H37L38 69H39V64ZM41 63V62H40ZM43 63V62H42ZM48 63V62H47ZM66 63V62H65ZM116 63H118V62H116ZM161 63V62H160ZM244 63H246L249 67L247 68V69H245V67H244ZM1 64V63H0ZM16 64V63H15ZM48 64H50V66H48ZM48 64H44V68H42L43 69V72L45 73V74H47V69L49 70V75H51V77H56L57 79L58 78H61V80H62V78H66L65 80H63V81H65L64 83H62V84H65V86H63L64 87V89L61 91L60 89H59V91H61L59 94H61V95H64V98L63 99H66L67 100V102H71L72 103V99H71V97L72 96H70V93L69 92H71V90L74 88V84L72 83V81H73V78L75 79L76 77H74L73 76V74L72 73H75V72H78L79 73V69H76L75 70V72L73 71L72 73H69L70 75L69 76H65V77H60L59 76V74H57V73H59V72H61V70H56V69H54V68H52V66H53V64H52V61H51V63L49 62ZM75 64V63H74ZM72 62H71V59L69 60V63H67V65L66 66H73L74 65ZM109 64V63H108ZM122 64V63H121ZM170 64V63H169ZM5 65V64H4ZM8 65V64H7ZM42 65V64H41ZM102 65V66H101ZM112 65H113V63H112ZM174 65V64H173ZM6 66V65H5ZM9 66V65H8ZM46 66H48V67H46ZM63 66H65V65H63ZM62 66V67H63ZM74 66V67H75ZM119 66H120V64H119ZM122 66H123V64H122ZM262 66V65H261ZM1 67H3V66H1ZM18 67V66H17ZM20 67V66H19ZM25 67V66H24ZM23 67V68H24ZM55 67H57V66H55ZM78 67V68H79ZM114 67V66H113ZM116 67H118V66H116ZM129 67V66H128ZM127 67V68H128ZM202 68H204L203 67V64H202V66H201ZM5 68V67H4ZM14 68V67H13ZM58 68V67H57ZM67 68V67H66ZM69 68V70H71V68L70 67H68ZM67 68V69H68ZM106 68H108V67H106ZM123 68V67H122ZM195 68H197V66L195 65V63H191L190 64V62L187 64V66H185L182 70L185 72V71H190V70H192L193 71V69H195ZM8 69V68H7ZM12 69V68H11ZM65 70V71H68L69 72V70ZM73 69V68H72ZM100 69V70H99ZM109 69V68H108ZM115 69V68H114ZM119 69V68H118ZM123 69H125V67L123 68ZM129 69H130V67H129ZM135 69V68H134ZM175 69V68H174ZM4 70H6V68L4 69ZM62 70H64V68L62 69ZM78 70V71H77ZM110 70V69H109ZM117 70V69H116ZM120 70V69H119ZM118 70V71H119ZM176 70V69H175ZM181 70V71H182ZM14 71H16V70H14ZM72 71V70H71ZM104 71H106V70H104ZM111 71V70H110ZM121 71V70H120ZM130 71V70H129ZM148 71H150V72H148ZM252 71H253V73H252ZM3 72V71H2ZM108 72V71H107ZM126 72H127V69H126ZM152 72V73H151ZM173 72V71H172ZM177 72H178V70H177ZM13 73V72H12ZM19 73V72H18ZM62 73H63V71H62ZM65 73V72H64ZM62 74V75H66V74ZM67 73V72H66ZM97 73V74H96ZM105 73V72H104ZM115 73V72H114ZM113 73V74H114ZM117 73V72H116ZM20 74V73H19ZM32 74V73H31ZM77 74V73H76ZM112 74V75H113ZM118 74V73H117ZM154 74V73H153ZM236 74H237V72H236ZM1 75V74H0ZM3 75H4V73H3ZM27 75V74H26ZM33 75V74H32ZM31 75V76H32ZM35 75V74H34ZM60 75H61V73H60ZM73 76V78H71L72 76ZM99 75V74H98ZM101 75V74H100ZM102 75H104L103 73H102ZM102 75H101V77H102ZM116 75V74H115ZM114 75V76H115ZM257 76H258V74H256ZM71 76V77H70ZM75 76H77V75H75ZM107 76H108V74H107ZM107 76H103L105 79H106V77ZM119 76H120V74H119ZM145 76V75H144ZM260 76V75H259ZM3 77V76H2ZM29 77V76H28ZM39 77V76H38ZM40 77H41V74H40ZM98 77V76H97ZM117 77V76H116ZM147 77V76H146ZM145 77V78H146ZM159 76L158 75H156V78H158ZM225 77V81H226V77H227V75H225L224 76ZM43 78V77H42ZM46 78V77H45ZM152 78H154V75H153V77ZM238 78H239V74H237V78L236 79H233V81L231 82V83H237V81H238ZM13 79H14V77H13ZM29 79V78H28ZM33 79V78H32ZM48 79V75H47V78L45 79V80H47ZM55 79V78H54ZM99 79V78H98ZM97 79V80H98ZM126 79V78H125ZM147 79V78H146ZM150 79V78H149ZM149 79H147V80H149ZM255 79L256 80H258L257 79V77H255ZM2 80H3V78H2ZM16 80V82L18 81L17 79H15ZM42 80V79H41ZM61 80L59 79V81L61 82ZM100 80V79H99ZM102 80V79H101ZM153 80V79H152ZM261 80V81H260ZM260 80H258V82H259V84L262 82V79L260 78ZM5 81V80H4ZM50 80H48V82H49ZM52 81H53V79H52ZM54 81H56V80H54ZM53 81V82H54ZM58 81V82H59ZM62 81V82H63ZM137 81V80H136ZM172 81V80H171ZM12 82V81H11ZM32 81H30V83H31ZM36 82V81H35ZM57 82V83H58ZM59 82V83H60ZM127 82H129V81H127ZM126 82V83H127ZM139 82V81H138ZM156 82V81H155ZM227 82V81H226ZM0 83H3V82H0ZM5 83V82H4ZM3 83V84H4ZM18 83V82H17ZM17 83H15V85H17ZM33 83V82H32ZM31 83V84H32ZM41 83H43V82H41ZM45 83H47V81L45 82ZM121 83L122 82H120V86L118 87V91H113V94H117L118 95V97L119 98H121V100H115V96L113 97V101H112V103H110V106L108 105H105L104 103H102L103 102V100H102V102H100V103H97V105H95V104H93V103H90V101H89V103H87V102H74L75 103V106L76 107H78V108H75V110L76 109H78L77 110V112H75V110H70V109H68V108H66V109H68L69 111H70V113L71 114H73L74 116H72L71 118L72 119H64V120H62V119H58V120H56L57 122H50L51 123V125L53 126V127H55V129L57 130V129H64L63 131H65V133H66V130L65 129H67V127L69 126V125H71L70 127H72V124H73V126H74V123L76 124V123H78V125L77 126H79L80 128H87L86 127V125L89 123V121H88V123L86 124L85 122H87V120H89L88 118H90V117H86L87 119H85L84 117H82V116H84V115H86V116H90V113H91V115L93 114H95V115H98V117L99 118H94V122L93 123H89L88 124V128L87 129H85V135H83L84 136V139H87V138H90L92 135H96V136H100V137H103V133L106 131V129H103V128H106L105 127V125L104 124H107V125H110V130L109 129H107L108 130V132H109V136H107L106 135V137H108V142L110 141V143H112L114 146H120V148H122V153L120 152V153H117V154H115L114 156H109V155H107L108 154V152H107V154L106 153H104L105 152V150H104V148H108L109 147V145H110V143L109 144H107L108 142L106 141V139H103V138H97L96 140L98 141H96L95 142V144L97 145V149H99V148H101L100 150H101V152L102 153H104V154H102V153H100V152H96L95 154H93V152H91L92 154H82V153H80L81 152V150L83 151V149H82V147H83V138L81 139V135H82V133L81 134H79L78 136L79 137H77V135L75 136V137H77L76 139H74V141H73V139L72 140H70L69 142H68V149H71V150H74L75 151V161L73 162V159H72V156L73 155H71L70 156V154H63V156H61V162H60V166H61V168H66V167H71L70 169H69V171H72L73 173H72V175H74V177H77V173L79 172V174H80V172L82 173H84L85 172V176H87L88 174V172H89V174H90V171H91V173H93V174H95L98 170L100 171V172H106V173H108V170L111 168H113V169H117V167H116V162L118 161V158L120 157V158H123L124 160H125V162H124V160L122 159V161H123V163H122V167L124 168L123 170H125V168H128V170L130 169L131 171L134 169V168H136L137 167V160L139 161V162H141V159L140 158H138L137 159V153H139V152H141L140 150L139 151H137L136 152V147H140V144H138V145H136L135 144V142H134V140H133V137H134V135H133V137H132V135H130L129 133H131L132 132V130H135V128H138V129H141L143 132L142 133H144V132H146L145 134H147V132H148V130L147 129H149V128H152V127H150L149 126V124L147 125L146 124V126H149L148 128H145V126L143 127V126H141V124L140 125H138V124H131V123H134V121L135 122H137V123H140V118H138V117H140V116H138V113H140L141 112V110H144V109H141V107L140 106H143L142 104H140L139 103V101H135L136 99H135V96H136V98H137V100L139 99V98H141V95H140V93H142V92H144V91H146V90H144L145 88H147V86L148 85H150V83H145V87L142 85L141 87H140V89L139 90H141V91H137V92H134V88H123V86L121 85ZM132 83V82H131ZM140 83H142V82H140ZM263 83H264V80H263ZM19 84V83H18ZM48 84H50V82L48 83ZM48 84H46V85H48ZM55 84H56V82H55ZM136 84L137 83H135V86H136ZM144 84V83H143ZM202 84H204V85H202ZM234 84V85H235ZM256 84H257V82H256ZM39 85H41L42 86V84H39ZM45 85V86H46ZM52 85H53V83H52ZM106 85V86H105ZM127 85V84H126ZM32 86H33V84H32ZM50 86V85H49ZM56 86V85H55ZM54 86V87H55ZM91 86V87H90ZM128 86V85H127ZM126 86V87H127ZM130 86V85H129ZM134 86V85H133ZM138 86V85H137ZM136 86V87H137ZM179 86V85H178ZM201 86V87H200ZM4 87V86H3ZM3 87H2V90H4L3 89ZM51 87V86H50ZM50 87H49V89H50ZM53 87V88H54ZM57 87V86H56ZM62 87V88H63ZM114 87V88H113ZM132 87V86H131ZM139 87V86H138ZM137 87V88H138ZM143 87H144V89H143ZM35 88L37 89V86L35 85ZM42 88V87H41ZM48 88V87H47ZM46 88V89H47ZM58 88H60L59 86H58ZM58 88H56V89H58ZM6 89V88H5ZM19 89V88H18ZM29 89H31V88H29ZM42 89H45L44 87L42 88ZM52 89V88H51ZM56 89H54V90H56ZM20 90V89H19ZM33 90V89H32ZM96 90V89H95ZM94 90V91H95ZM116 90H117V88H116ZM211 90H212V92H211ZM30 91V90H29ZM38 91H40L39 90V88H38ZM37 91V92H38ZM43 91V90H42ZM48 91V90H47ZM93 91V92H94ZM97 91V90H96ZM31 92V91H30ZM36 92V91H35ZM34 92V93H35ZM53 93H54V91H52ZM51 92V93H52ZM57 92V91H56ZM74 91H72V93H73ZM117 92H119V93H117ZM178 92H179V90H178ZM180 92L181 93H183L184 92V89H180ZM179 92V93H180ZM17 93H18V91H17ZM31 93H33V92H31ZM42 93H44V94H42V95H44V96H46V95H48V93L47 94H45V92H42ZM58 93V92H57ZM69 93V94H68ZM185 93V92H184ZM183 93V94H184ZM191 93V92H190ZM37 94V93H36ZM50 94V93H49ZM83 94V93H82ZM2 95V94H1ZM21 95V94H20ZM51 95H53V94H51ZM80 96V94L79 93H77V91H76V95H74V97H72V98H74V99H76L77 98V96ZM116 95V96H117ZM185 95V94H184ZM34 96V95H33ZM67 96V97H66ZM130 96V97H129ZM198 96H200V98L198 97ZM38 97V96H37ZM48 97H50V99H51V96H48ZM34 98H35V96H34ZM53 98V97H52ZM70 98V99H69ZM79 98V97H78ZM118 98V99H119ZM185 98V97H184ZM257 98V97H256ZM31 99H32V97H31ZM49 99V98H48ZM63 99H62V101H63ZM87 99V98H86ZM111 99V98H110ZM135 99V100H134ZM213 99V98H212ZM61 100V99H60ZM77 100V99H76ZM89 100V99H88ZM112 100V99H111ZM140 100V99H139ZM200 100H202V104L206 107L207 105H206V103L204 102V100H203V98L202 99H200ZM31 101H33V99L31 100ZM40 101V100H39ZM45 101H46V99H45ZM51 101H53V99H51ZM54 101H55V98H54ZM53 101V102H54ZM61 101V102H62ZM233 101H231V103H233ZM1 102H3V101H1ZM38 102V101H37ZM47 102V101H46ZM45 102V103H46ZM207 102V101H206ZM35 103V102H34ZM45 103H40L41 104V106H42V104H44V106H45ZM49 103H50V101H49ZM58 103H59V100H58ZM64 103H65V101H64ZM208 103V102H207ZM211 103V102H210ZM221 103V102H220ZM3 104V103H2ZM61 104V103H60ZM66 104V103H65ZM69 104V103H68ZM219 104V103H218ZM218 104H216V101H215V105H218ZM227 104H229V103H227ZM71 105V104H70ZM69 105V106H70ZM74 105V104H73ZM147 105V104H146ZM209 105V104H208ZM211 105H212V103H211ZM221 105H223V103L221 104ZM226 105V104H225ZM50 106V105H49ZM74 106V107H75ZM200 104L198 103V105L196 106V108L197 109H199L200 108ZM3 107V106H2ZM11 107V106H10ZM59 107V106H58ZM57 107V108H58ZM144 108H145V105L143 106ZM215 107V106H214ZM218 107H219V105H218ZM218 107H216V108H214L215 110H219L218 109ZM35 108H36V105H35ZM39 108V107H38ZM43 108V107H42ZM42 108H39L40 110H43ZM44 108H46V106L44 107ZM56 108V109H57ZM62 108V107H61ZM63 109H65V108H63ZM62 109V110H63ZM71 109H73V106H72V108ZM141 109V110H140ZM168 109V108H167ZM228 109H229V107H228ZM40 110H39V112H40ZM48 110V109H47ZM46 110V111H47ZM67 110V111H68ZM147 110V109H146ZM149 110H150V108H149ZM21 111V110H20ZM54 111H55V109H54ZM133 111V112H132ZM148 111V110H147ZM147 111H146V113H147ZM28 113H30V111H27ZM33 112V111H32ZM37 112V111H36ZM39 112H38V114H39ZM58 112H61V111H58ZM57 112V113H58ZM64 112V111H63ZM66 112V111H65ZM56 113V112H55ZM56 113V114H57ZM69 113V112H68ZM143 113H145L144 111H143ZM149 113V112H148ZM218 112L217 111H213L212 112V115H214V117H215V119L217 120V118H219V114H217ZM23 114V113H22ZM33 114V113H32ZM43 114V113H42ZM62 114V113H61ZM67 114V113H66ZM84 114V115H83ZM141 114V113H140ZM191 114H193V113H191ZM207 114V113H206ZM229 114L230 115H233L232 114V112H228L227 114L225 113L224 115H221L220 117H222V119H224L226 116L228 117L229 116ZM36 115V114H35ZM40 115V114H39ZM142 115V117H143V114H141ZM164 115V116H163ZM167 115V114H166ZM185 115V114H184ZM21 116H23V115H21ZM25 116H27V114L26 115H24V117ZM42 116V115H41ZM163 116V117H162ZM186 116V115H185ZM194 116V115H193ZM195 116H196V114H195ZM30 117H31V115H30ZM58 117H59V113H58ZM145 117H146V115H145ZM158 117H161V118H159V119H157V120H160L161 121V123H159V121L158 122H156V124L157 125H159V124H161L162 125V133H160L161 134V136L159 137L160 138V142H161V144L163 145V147H164V145H174V147L176 148V147H178L179 146V149H182L181 151H183V153H179L180 151L177 149V151H179V152H177V154L179 153L180 154V156L182 157V155L184 154V156L186 155V157L187 156H191L192 158L191 159H194V161H197L196 159H200L201 158V155H200V152H202L200 149H199V147H198V144L196 143V139H195V136H194V134H192V135H187V134H189V128L188 129H186V128H184V125H186V124H184L183 126L182 125H180V126H182V129L180 128L179 130H177V128H176V122L178 121V117H174V119H175V125H174V123L173 122H171L172 120H169L167 117H165V114L164 113H162V114H160ZM199 117H201L200 115H198L197 114V117L196 118H199ZM23 118V117H22ZM32 118H33V116H32ZM42 118H45V117H42ZM70 118V117H69ZM155 118H157V116L155 117ZM181 117H179V119H180ZM25 119H26V117H25ZM144 120V117L143 118H141V120ZM146 119V118H145ZM222 119L221 118H219L218 120H220V122H222ZM28 120H29V122L31 123V121H30V119L28 118ZM28 120H25V122L27 121L28 122ZM33 120H34V118H33ZM39 120V119H38ZM50 120V119H49ZM149 120V119H148ZM147 120V121H148ZM155 120V119H154ZM263 120V119H262ZM42 121V120H41ZM45 121H47V120H45ZM144 121H146V120H144ZM20 122V121H19ZM18 122V124L16 125V124H14L15 126H13V127H11V128H7L6 130H4L3 128V130L1 129L0 130V137L2 138V140H0V146H1V149H0V153H3V151H5L6 149H5V147H4V145H3V142L5 141L6 142V140L7 141H10V139H12L11 138V136L12 135H14V138H15V136H20V137H26V138H28V137H30V135L31 134H33V132H34V130H36V129H34V127L33 126H30V125H28V124H26L25 122H20L19 123ZM35 122V121H34ZM40 122V121H39ZM103 122V123H102ZM123 122H124V124L125 125H123ZM43 123H44V121H43ZM42 123V124H43ZM46 123V122H45ZM142 123H144V122H142ZM146 123H148V122H146ZM154 123H155V121H154ZM179 123V122H178ZM152 124V123H151ZM167 124H170L171 125V136L170 137H167L166 136V133H167V128H166V125ZM259 120H258V122H257V124H256V129H264L263 128V126L262 127H259ZM21 125H26L29 129H31V131L30 132H23V131H21L20 130V127H21ZM36 126L38 125V124H35ZM41 125V124H40ZM39 125V126H40ZM48 125H49V123H48ZM131 125L133 126V127H131ZM135 125H138V126H135ZM143 125V124H142ZM12 126V125H11ZM39 126H37V127H39ZM139 126H141V128L139 127ZM152 126H153V124H152ZM215 126V125H214ZM1 127V126H0ZM41 127V126H40ZM48 127V126H47ZM46 127V128H47ZM5 128V127H4ZM45 128V129H46ZM80 128H79V130H80ZM160 128V127H159ZM47 129H49V127L47 128ZM69 129V128H68ZM67 129V130H68ZM75 129V128H74ZM40 130V129H39ZM72 130V129H71ZM70 129L68 130V132H70L71 131ZM78 130V129H77ZM140 130V131H141ZM6 131H8V133H6ZM37 132H38V130H36ZM41 131H43V130H41ZM45 131V130H44ZM12 132V134H10L9 135V133H11ZM40 132V131H39ZM38 132V134H40ZM50 132V131H49ZM73 132H75L74 130H73ZM79 132H81V130L79 131ZM134 132V131H133ZM132 132V133H133ZM58 133H60V132H58ZM63 133V132H62ZM61 133V134H62ZM65 133H63V136H64V134ZM76 133V132H75ZM131 133V134H132ZM149 133H150V131H149ZM148 133V134H149ZM205 133H207V134H216L217 133V129L215 128V127H211V129H209V128H206L205 129ZM48 134V133H47ZM67 134V133H66ZM66 134H65V136H66ZM76 134H78V133H76ZM91 134V135H90ZM144 134V135H145ZM152 134V133H151ZM159 134V133H158ZM37 135V134H36ZM71 135V134H70ZM124 135H128V136H124ZM35 136V134H33V138H35L34 137ZM57 136V135H56ZM62 136V135H61ZM64 136V137H65ZM149 136V135H148ZM156 136V135H155ZM19 137V138H20ZM54 137V136H53ZM60 137V136H59ZM63 137V138H64ZM68 137V136H67ZM87 137V138H86ZM95 137V136H94ZM131 137H132V139H131ZM151 137L153 138L154 137V135L152 136L151 135ZM252 137V136H251ZM18 138V139H19ZM61 138V137H60ZM155 138V137H154ZM15 139H17V137L15 138ZM17 139V140H18ZM22 139V138H21ZM52 139V138H51ZM51 139H49V140H51ZM56 139V138H55ZM65 139H66V137H65ZM65 139H63V140H65ZM210 139V138H209ZM13 140V139H12ZM16 140V141H17ZM29 140V139H28ZM31 140V139H30ZM68 140V139H67ZM67 140H66V143H67ZM92 140H93V137H92ZM207 140V139H206ZM228 140V139H227ZM36 141V140H35ZM89 141V140H88ZM95 140H93V142H94ZM146 141V140H145ZM5 142H4V144H5ZM21 142H22V140H21ZM21 142L19 141V143L20 144H18V143H16V142H14V144H15V147L16 146H18V145H21ZM52 141H50V143H51ZM107 142V143H106ZM159 142V143H160ZM23 143V142H22ZM34 143V142H33ZM48 143V142H47ZM50 143H48V144H50ZM59 145H57L58 147L60 146V143L59 142H57ZM61 143H62V141H61ZM64 143H65V141H64ZM85 143H86V140H85ZM88 143V142H87ZM18 144V145H17ZM31 144H32V142H31ZM35 144V143H34ZM44 144H46V143H44ZM52 144V143H51ZM50 144V145H51ZM90 144V143H89ZM89 144H88V146H89ZM92 144V143H91ZM150 144V143H149ZM205 144H206V146H204V153H203V155L205 154L206 155V150L207 149H209V155L210 154H212V152H211V146H210V143H209V141L207 142V141H205ZM65 145H67V144H65ZM151 145H152V143H151ZM2 146L4 147V148H2ZM22 146V148H23V146H25V145H21ZM37 146V145H36ZM41 146H43V147H45L44 145H42L41 144ZM40 146V147H41ZM47 146V145H46ZM53 146V145H52ZM56 146V147H57ZM86 146V145H85ZM84 146V147H85ZM87 146V147H88ZM143 146H144V144H143ZM148 146V145H147ZM31 147V146H30ZM48 147V146H47ZM51 147V146H50ZM50 147H48V149H50ZM67 147V146H66ZM89 147H91V145L89 146ZM94 147V146H93ZM149 147V146H148ZM171 147V146H170ZM174 147H173V149H172V147L171 148H166V151H167V153L169 154V155H171L172 153H173V150H174ZM227 147H228V150L229 149H231L233 152H234V147L231 145V144H227ZM18 148V147H17ZM21 148V147H20ZM33 148V147H32ZM53 148H55V147H51V149H53ZM95 148V147H94ZM102 148H103V150H104V152L102 151ZM118 148V147H117ZM119 148V149H120ZM142 148V147H141ZM46 149V148H45ZM87 149V148H86ZM91 149V148H90ZM109 149V148H108ZM118 149V150H119ZM145 149V148H144ZM171 149V151H169L168 152V150H170ZM9 150V149H8ZM8 150H7V152H8ZM19 150V149H18ZM17 150V151H18ZM24 149H22V151H23ZM47 150V149H46ZM55 150V149H54ZM54 150H50V151H52V153L53 154H55L54 152ZM92 150H93V148H92ZM109 150H111V149H109ZM113 150H115L114 148H113ZM146 150V149H145ZM160 150V149H159ZM21 151V150H20ZM43 151V150H42ZM49 151V150H48ZM48 152L49 153V156L48 157H50V153L51 152ZM59 151V150H58ZM73 151V152H74ZM84 151H86L85 149H84ZM95 151H97V150H95ZM94 151V152H95ZM108 151V150H107ZM146 151H148V150H146ZM165 151V152H166ZM176 151V150H175ZM198 151H200V152H198ZM6 151H5V153H7ZM24 152V151H23ZM113 152H115V151H113ZM135 152H136V154H135ZM165 152H163V153H165ZM232 152V153H233ZM245 152V149H244V151H243V153ZM29 153V152H28ZM60 153V152H59ZM71 153V152H70ZM85 153H88V151L87 152H85ZM101 154L102 155V157H99L97 154ZM167 153H165V154H167ZM235 153V152H234ZM233 153V155H235V156H237L238 154H234ZM252 153V152H251ZM18 154V153H17ZM20 154V153H19ZM25 153H23V155H24ZM149 154V153H148ZM167 154V155H168ZM45 155V154H44ZM160 155V154H159ZM202 155V156H203ZM19 156H21V155H19ZM25 156V155H24ZM47 156V155H46ZM55 156V155H54ZM153 156V155H152ZM183 156V157H184ZM245 156H247L246 154H245ZM18 157V156H17ZM27 157V156H26ZM29 157V156H28ZM31 157V156H30ZM45 157V156H44ZM168 157V156H167ZM182 157V158H183ZM243 157V156H242ZM73 158H74V156H73ZM143 158V157H142ZM148 158H149V156H148ZM245 158V157H244ZM26 159H28V158H26ZM43 159H45V161H46V163H47V158H42V162H43ZM55 159V158H54ZM4 160H6V158L4 157V156H2V154H1V157H0V165L1 164H3V161ZM28 160H30V159H28ZM147 160V159H146ZM149 160H151V159H149ZM149 160H147L148 161V163H150L149 162ZM157 160V159H156ZM222 160V159H221ZM34 162H36V160H33ZM37 161H39V160H37ZM44 161V162H45ZM57 161V160H56ZM71 161V162H70ZM126 161L128 162V164L126 163ZM147 161H145L144 160V162H143V164H140L139 162V164L142 166V169H143V167L145 168V169H147L148 171H150V169H151V167H148L149 165H144ZM154 161V160H153ZM159 161V160H158ZM158 161H156V162H158ZM155 162V163H156ZM243 161L241 160V163H242ZM40 163V162H39ZM69 163H71V164H73L72 166H69V165H71V164H69ZM118 163V162H117ZM120 163V164H121ZM147 163V164H148ZM155 163H153V164H155ZM25 164V163H24ZM27 164V163H26ZM44 164V163H43ZM54 164V163H53ZM133 164H136V167H134V166H132ZM224 164V163H223ZM37 165H38V163H37ZM41 165V164H40ZM47 165H49V164H47ZM52 165V164H51ZM51 165L49 166V168L48 169H50V167H51ZM58 165V164H57ZM119 165V164H118ZM157 165V166H156ZM156 165H155V167H152V168H154V174L156 175L157 173H159V171H161L160 170V164H157L156 163ZM159 165V166H158ZM242 165H246V164H242ZM45 166V165H44ZM44 166L42 167V170L44 169ZM55 166V165H54ZM59 166V167H60ZM152 166V165H151ZM154 166V165H153ZM198 165H197V163L196 162H194V167H197ZM232 166V165H231ZM249 167L250 166H254L255 167V169H257L258 171H259V173H260V176H262L263 174H264V165H263V167H261L262 166V164H252V165H248ZM1 167V166H0ZM27 167V166H26ZM47 167V166H46ZM120 167V166H119ZM134 167V168H133ZM148 167V168H147ZM217 167V166H216ZM33 168H36V167H33ZM39 168V167H38ZM23 169V168H22ZM29 169V168H28ZM32 169V168H31ZM46 169V168H45ZM47 169V171H49ZM55 169V168H54ZM119 169V168H118ZM138 169H139V166H138ZM138 169L136 170V171H138ZM20 170H21V168H20ZM25 170V169H24ZM60 169H58V171H59ZM144 171V172H148V171ZM9 171H10V169H9ZM13 172L11 173V171H10V173L11 174H15V173H17V174H21L20 172H18V171H16V170H12ZM26 171V170H25ZM32 171H33V169H32ZM31 171V172H32ZM44 171V170H43ZM50 171H53V170H50ZM63 171V170H62ZM61 171V172H62ZM110 171V170H109ZM115 171H117V170H115ZM121 171V170H120ZM135 171V172H136ZM163 171V170H162ZM170 171V170H169ZM184 171H185V169H184ZM6 172H7V170H5V168L3 167V168H1L0 169V215L1 214H5V218L4 219H0V241H3V242H6L5 240V238H6V236H7V232L9 231V229H8V227L10 226V222L11 221H8V222H4V220H8L9 219V212L12 210V209H14L15 210V208L14 207H16L17 205H18V207L20 206L21 207V205H22V200L24 201V191L22 192V195H21V197H19L18 196V193H17V190H21L22 188V186H20V181L18 180L19 178H17V174L16 175H7L6 176ZM15 172V173H14ZM30 172V171H29ZM45 172V171H44ZM134 172V171H133ZM133 172H131V173H133ZM141 172V171H140ZM34 173V172H33ZM120 173V172H119ZM129 173V172H128ZM127 173V174H128ZM198 173V172H197ZM61 174V173H60ZM87 174V175H86ZM111 174V173H110ZM144 174V173H143ZM142 174V175H143ZM148 174L149 175H152L151 173H149L148 172ZM148 174H146V176L148 175ZM153 174V175H154ZM163 174H164V171H163ZM165 174H166V172H165ZM92 174H90L88 177H90ZM109 175V173L107 174V176ZM136 175H137V173H136ZM136 175H134V177L136 176ZM148 175V179H153V177H150ZM152 175V176H153ZM154 175V176H155ZM159 175V174H158ZM157 175V176H158ZM162 175V174H161ZM161 175H159L160 177H161ZM167 175V174H166ZM256 175H258V174H256ZM98 176V175H97ZM111 176V175H110ZM145 176V177H146ZM246 176V177H245ZM253 176H254V174H253ZM259 176V175H258ZM259 176V177H260ZM264 176V175H263ZM18 177H20V176H18ZM83 177V176H82ZM137 177V176H136ZM175 177H177V176H175ZM196 177H200L201 179H202V181H203V185L201 186V187H197V186H195L194 184H193V180L196 178ZM22 178V177H21ZM64 178V177H63ZM84 178V177H83ZM92 177H90V179H91ZM97 178V177H96ZM95 177H94V179H96ZM103 178V177H102ZM106 178V177H105ZM109 179H110V177H108ZM127 178H128V176H127ZM142 178V177H141ZM244 178H245V182H244V185L242 184V186H240L241 188L239 189V186L238 185H236L235 187H238V191H239V193H240V195L238 196V198H237V205H240V203H242V202H245V201H247V202H245V203H249V204H247V209L249 208V210L251 211V210H255V209H257V207L260 209L258 212H259V214H260V211L261 210H263V211H261L263 214H264V192L262 193V194H259L258 193V191H259V187H261L262 185H259L258 183L260 182V181H258V177H252V176H249L248 174H247V170H246V173H244ZM77 179V178H76ZM90 179H89V181H90ZM129 179H131V178H129ZM144 179V178H143ZM143 179L142 180H140V181H143ZM147 178H145V180H146ZM155 180H153V181H156V182H159V177L158 178H154ZM236 179V178H235ZM237 179H239V178H237ZM236 179V180H237ZM23 180V179H22ZM100 180H101V178H100ZM99 180V181H100ZM111 180V179H110ZM114 180H116V179H114ZM128 180V179H127ZM133 180V179H132ZM144 180V181H145ZM235 180V181H236ZM260 180V179H259ZM94 181H96V180H94ZM99 181H97V182H99ZM117 181V180H116ZM172 181V180H171ZM74 182V181H73ZM86 182V181H85ZM88 182V181H87ZM86 182V183H87ZM124 182V181H123ZM130 183H131V181H129ZM133 182H135V181H133ZM166 182V181H165ZM237 182V181H236ZM11 183H15L18 187H15V188H13L12 189V187L14 186H12L11 187ZM82 183H84V182H82ZM81 183V186L80 187H82L83 189H85V187L83 186L84 184H82ZM90 183V182H89ZM103 182H101V184H102ZM113 183V182H112ZM119 182H117V184H118ZM141 183V182H140ZM144 183V182H143ZM142 183V184H143ZM151 183H152V181H151ZM150 183V184H151ZM154 183V182H153ZM161 183V182H160ZM159 183V184H160ZM29 184V183H28ZM95 184V183H94ZM93 184V185H94ZM109 184H111L110 182H109ZM116 184V185H117ZM126 183H124V185H125ZM133 184H135V183H133ZM132 184V185H133ZM161 184H164L163 183V181H162V183ZM167 184V183H166ZM166 184H165V186H166ZM172 184H173V182H172ZM24 185V184H23ZM52 185V184H51ZM88 185V184H87ZM86 185V186H87ZM93 185H91V186H89V191H91L92 192V194L96 191V192H98L97 190H99V189H101L100 188V184L99 185H97L96 187H93ZM116 185H115V187H116ZM128 185H131V184H129L128 183ZM127 184H126V188H127V186H128ZM153 185V184H152ZM170 185V184H169ZM26 186V185H25ZM79 186V185H78ZM95 186V185H94ZM104 186V185H103ZM158 186V185H157ZM175 186V185H174ZM29 187V186H28ZM27 187V188H28ZM31 187V186H30ZM110 187V186H109ZM118 187V186H117ZM116 187V188H117ZM120 188L119 189H121V185L119 186ZM122 187H124V186H122ZM162 187V186H161ZM180 187H182V186H180ZM185 187L188 189V190H191V191H194V192H198V193H209V191H210V189L209 188H211L212 186H210V183L208 182V179H207V177L205 176V174L203 175L202 173L200 174V172L198 173V174H195V173H193V174H190V175H188V177L186 178V185H185ZM234 187V188H235ZM27 188H26V190H27ZM53 188H54V186H53ZM62 188V187H61ZM59 189V190H55V191H57V192H52V191H48L47 192V194H46V197H45V199L47 198V196H49V195H59V196H61L63 199H62V201L60 202V205L58 206V208H56V210L57 211H60V208L62 209L63 208V205L62 204H64L63 202L64 201H66V203L67 204H70V202H67V200H70L69 198H67V195H68V191H65L64 189ZM64 188H65V186H64ZM107 188V187H106ZM136 188V187H135ZM142 188V187H141ZM151 188V187H150ZM156 187H154L153 188V190L155 189ZM184 188V187H183ZM262 188H264V186L262 187ZM29 189V188H28ZM32 189V188H31ZM128 190H129V188H127ZM152 189V188H151ZM159 189V188H158ZM158 189H156L157 191H158ZM177 189H178V187H177ZM49 190H51V189H49ZM114 190V189H113ZM124 190V189H123ZM136 190V189H135ZM135 190H134V187H133V189L131 188V190H129V191H127L128 193H127V195H125L126 194V192H124V193H121V192H118V193H116V191H114L115 192V194H113V195H111L110 193V197L107 199V200H103V202L102 203H100V204H97V205H95L96 206V210H95V214H96V216L98 215V216H104L107 220L108 219H124L123 217H125V219H128V217H129V215H131L132 214V212H133V210H132V205H134L133 204V201H134V203H135V198L134 197H136V192H135ZM140 190V189H139ZM150 190V189H149ZM173 190V189H172ZM176 190V189H175ZM174 190V191H175ZM28 191V193H29V191L30 190H27ZM26 191V192H27ZM100 191V190H99ZM138 191V190H137ZM141 191H142V189H141ZM144 191V190H143ZM178 191V190H177ZM180 191V190H179ZM244 191V192H243ZM25 192V193H26ZM51 192V193H50ZM113 192V193H114ZM147 192V191H146ZM155 192V191H154ZM159 192H160V190H159ZM243 192V193H242ZM112 193V192H111ZM138 193L140 194V192L138 191ZM148 193H150V192H148ZM152 193V192H151ZM183 193V192H182ZM181 193V194H182ZM242 193V194H241ZM95 194V193H94ZM155 194H157V192H155ZM180 194V195H181ZM26 195V194H25ZM28 195V194H27ZM35 195V194H34ZM96 195H98V194H96ZM96 195H94V197L96 196ZM106 195V194H105ZM260 195V196H259ZM29 196V195H28ZM27 196V197H28ZM138 196V198H139V195H137ZM143 196V195H142ZM144 196H145V191H144ZM158 196V195H157ZM157 196H155V199H157L156 197ZM174 196H175V194H174ZM262 196V197H261ZM36 197V196H35ZM146 197V196H145ZM158 197H160V199H158V200H161V198H162V194H159V196ZM170 197V196H169ZM173 197V196H172ZM32 198H34V197H32ZM32 198H31V200H29V201H32ZM84 198V197H83ZM83 198H81L82 200H80V202H81V204L83 203ZM116 198H123L124 199V201H125V210L123 211V212H121V213H119V214H115V213H113V209H115L117 206H118V203H117V200H116ZM30 199V198H29ZM80 199V198H79ZM136 199H137V197H136ZM141 199V198H140ZM139 199V200H140ZM144 199V198H143ZM261 199V201H259ZM28 200V199H27ZM27 200H25L26 202H27ZM74 200L75 199H73V201L72 202H74ZM86 200V199H85ZM138 200V201H139ZM157 200V201H158ZM163 200V199H162ZM162 200H161V202H162ZM29 201H28V205H30L29 204ZM71 201V200H70ZM88 202H89V200H87ZM143 201V200H142ZM156 201V200H155ZM154 201V203L152 202L151 203V206L153 207V209H152V211H151V216L152 217H154V218H158V217H160V220L159 221H162V219H164V218H167L168 216V221H170L171 220V216H172V214H173V212H169V211H173V210H169V207H171L170 209H172V207L175 205V204H171V205H166L168 202H170V201H166V203L165 202H163V206H167V207H165L164 209H163V206H162V204L158 201V202H155ZM186 200H184V202H185ZM86 201H84V203H85ZM45 203H46V201H45ZM75 203V202H74ZM87 203V202H86ZM86 203H85V205H86ZM91 203V202H90ZM67 204L64 206V207H66L67 206ZM92 204V203H91ZM136 204V203H135ZM139 203L137 202V205H138ZM178 204V203H177ZM176 204V205H177ZM185 204V203H184ZM186 204H188V203H186ZM185 204V205H186ZM73 205V204H72ZM74 205H76V203L74 204ZM77 205H80V204H77ZM84 205V204H83ZM93 205H94V203H93ZM176 205L174 206V207H176ZM183 205V204H182ZM251 207H250V206ZM259 205H261V206H259ZM25 206V205H24ZM90 206V205H89ZM188 206H190V203H189V205ZM192 206V205H191ZM29 207V206H28ZM26 208V210L28 209L29 210V208ZM53 207V206H52ZM68 207V206H67ZM67 207H66V209H67ZM74 207H76V206H74ZM73 207V208H74ZM79 207V206H78ZM78 207H76L77 209H78ZM87 207V205L84 207V208H86ZM94 207V206H93ZM173 207V208H174ZM178 207V206H177ZM68 208H70V210H71V207H68ZM76 208H74V209H76ZM179 208V207H178ZM186 208H188L187 206H186ZM185 208V209H186ZM192 208H193V206H192ZM241 208H243V207H241ZM17 209V208H16ZM21 209H22V207H21ZM24 209H25V207H24ZM73 209V210H74ZM90 209V208H89ZM94 209V208H93ZM134 209V208H133ZM180 209H181V207H180ZM184 209V208H183ZM195 209V208H194ZM226 209V208H225ZM224 209V210H225ZM49 210V212L51 211H55V209H53V210H51V208H47L46 207V204H43V205H41V207H40V209L38 210V213H39V216L38 217H40L41 219H44V218H47V215H48V213L49 212H47ZM64 210V208L62 209V211ZM175 210H177V209H175ZM182 210V209H181ZM178 211V212H180L179 214H181V212L182 211ZM191 210V209H190ZM196 210V209H195ZM206 210V209H205ZM234 210H235V207H234ZM234 210L233 211H231L230 209H229V211L228 212H226V214L225 215H221L220 216V220L221 219H225L226 218V216H229L230 214H232L233 212H234ZM243 210H244V208H243ZM242 210V212H244ZM21 211V210H20ZM20 211H17L18 213L20 212ZM53 211V212H54ZM62 211H61V214H63L62 213ZM89 211V210H88ZM92 211H94V210H92ZM185 211H187V209L185 210ZM188 211H189V209H188ZM192 211V210H191ZM190 211V212H191ZM11 212H13V213H11V216H14V215H12V214H14V212L15 211H11ZM26 212V211H25ZM28 212V211H27ZM66 212H68V211H66ZM73 212L75 213L76 211H72V213H71V215L73 214ZM87 212V211H86ZM84 213L82 216L84 217V215H86L87 213ZM169 212V213H168ZM184 212V211H183ZM190 212H188V213H190ZM197 212V211H196ZM216 212H220V211H216ZM21 213V212H20ZM37 213V212H36ZM58 213V212H57ZM69 213V212H68ZM67 213V214H68ZM93 213V212H92ZM176 213V212H175ZM192 213H194V212H192ZM201 214H202V212H200ZM199 213V214H200ZM221 214H222V212H220ZM7 214H8V216H7ZM17 213H15V215H16ZM22 214V213H21ZM52 214V213H51ZM54 214V213H53ZM81 214V213H80ZM90 214V213H89ZM167 214V217L165 216L164 217V215H166ZM177 214V213H176ZM196 214V213H195ZM195 214H193V216L195 215ZM238 214V213H237ZM244 214V213H243ZM56 215V214H55ZM135 215V214H134ZM171 215V216H170ZM182 215H186V213H184V214H181V216ZM197 215V214H196ZM20 216V215H19ZM69 216V215H68ZM67 216V217H68ZM190 216V215H189ZM198 216V215H197ZM2 217V216H1ZM24 217V216H23ZM77 217V216H76ZM92 217V216H91ZM152 217H151V220H153L152 219ZM175 217V216H174ZM183 217V216H182ZM182 217H180V218H182ZM204 216L202 215V216H200L199 218L201 219V218H203ZM219 217V216H218ZM14 217H12V219H13ZM74 218V217H73ZM188 218H190V217H188ZM193 218V217H192ZM196 218V217H195ZM194 218V219H195ZM199 218H198V220H199ZM11 219V218H10ZM25 219L26 218H24V219H22L21 220V217H20V220L18 219V221H16L15 223L18 225H21V226H24V225H27V223L25 222ZM81 218H79V220H80ZM142 219H143V217H142ZM145 219V218H144ZM29 220H30V216H29ZM82 220V219H81ZM88 218L87 217H84L83 218V221H85L86 223H88ZM131 220V219H130ZM149 220H150V217H149ZM174 220V219H173ZM192 220V219H191ZM195 220H197V218L195 219ZM206 220V219H205ZM70 221V220H69ZM72 221V220H71ZM70 221V222H71ZM74 221H76V220H73V222ZM129 221V220H128ZM127 221V222H128ZM132 222H133V220H131ZM156 221V220H155ZM164 221V220H163ZM166 221V220H165ZM167 221V222H168ZM192 221H194V220H192ZM242 221V220H241ZM18 222H20V223H18ZM77 222H81V221H78V219H77ZM77 222H74V224H75V227L76 226H79L78 224H80V223H77ZM92 222V221H91ZM113 222V221H112ZM132 222H129V226L126 224V226H128L129 228H131V225L133 226V224H131ZM177 222V221H176ZM180 222V221H179ZM195 222V221H194ZM42 223V222H41ZM62 223H63V221H62ZM86 223H85V225L84 226H87L86 225ZM126 223V222H125ZM134 223V222H133ZM153 223V222H152ZM157 223H158V220H157ZM160 223V225H163V224H165V223H163L162 224V222H159ZM159 223H158V226H160L159 225ZM171 223V222H170ZM209 223V222H208ZM68 224V223H67ZM82 224H83V222H82ZM117 224V223H116ZM154 224L155 223H153V225L152 226H154ZM179 224V223H178ZM210 224V223H209ZM246 224V223H245ZM244 223L242 224V225H245ZM248 224L249 225H252V224H254L257 228L255 229H253V230H255V232L256 231H260V233L262 232V235L264 234V231L262 230V228H261V226H260V222L258 221H256V219L255 218H253V219H251L249 222H248ZM18 225V226H19ZM50 225V224H49ZM140 222H138V224H136V226H135V228H133V230L136 232V230H137V232H136V235H138V238L140 237V232L141 233H146V231L147 230H145V228L148 226V224H146L145 226H143L142 227V229H141V227H140ZM169 225V224H168ZM72 226V225H71ZM74 226V225H73ZM116 226V225H115ZM151 226V227H152ZM156 226V225H155ZM178 226V225H177ZM184 226H187L188 227V230H189V234L191 235L190 236V238L191 237H194V239L195 240H198L199 238H200V240L204 237V243L206 242L205 241V237L206 236H200V232H198L195 228H196V226L194 225V224H190V225H180L179 226V228L177 229L178 230V232L179 231H181V228H183ZM210 226H213V225H211L210 224ZM24 227H26V226H24ZM99 227V226H98ZM128 227H127V229H128ZM150 227V228H151ZM157 227V226H156ZM174 227V226H173ZM186 227V228H187ZM214 227V226H213ZM212 227V228H213ZM239 226H235V228H238ZM21 228V227H20ZM52 228V227H51ZM56 228V227H55ZM59 228V227H58ZM69 228H71V227H69ZM73 228V227H72ZM81 228V227H80ZM92 228V227H91ZM124 228V227H123ZM122 228V229H123ZM150 228H148L149 230H150ZM206 228V227H205ZM250 228H251V226H248V228H247V231L246 232H249L250 231ZM77 229H79L78 227H77ZM85 229V228H84ZM88 228H86L85 230H87ZM126 229V230H127ZM152 229H154V228H152ZM161 229V228H160ZM165 229V228H164ZM176 229V228H175ZM207 229V228H206ZM21 230V229H20ZM62 230V229H61ZM65 230V229H64ZM72 230V229H71ZM73 230H75L74 228H73ZM80 231H81V229H79ZM129 230V229H128ZM126 231L127 233L130 231ZM157 230V229H156ZM210 230H212L211 229V227H210ZM253 230H251V231H253ZM22 231H24V230H22ZM121 231V230H120ZM134 231H131L130 233L131 234H129L131 237H134V236H136L133 232ZM151 232L153 231V230H150ZM149 231V232H150ZM157 231H160V230H157ZM156 231V232H157ZM203 231V230H202ZM205 231V230H204ZM58 232V231H57ZM71 233L73 232V231H70ZM76 232H78V230H76L75 231V233ZM86 232V231H85ZM124 233H125V231H123ZM150 232V233H151ZM171 232V231H170ZM175 232V231H174ZM61 233V232H60ZM84 233V232H83ZM82 232L81 233H77V234H81V236H82V234H83ZM92 233V232H91ZM95 233V232H94ZM138 233V234H137ZM197 233H199L198 234V236H200L199 238L197 237ZM243 233V232H242ZM244 233H245V231H244ZM243 233V234H244ZM259 233V234H260ZM51 234V233H50ZM49 234V235H50ZM59 234V233H58ZM85 234V233H84ZM149 234V233H148ZM151 234H153V233H151ZM249 234V233H248ZM256 234V233H255ZM254 233L253 234H251L250 235V239L253 241V244L254 243H256V241L257 240H259V242L261 241V238H259V239H257L256 240V238H258L257 237V235H255ZM33 235V234H32ZM70 235V234H69ZM74 235V234H73ZM89 235V234H88ZM127 235V234H126ZM161 235V234H160ZM163 235H164V232H163ZM210 235H213V234H210ZM241 235V234H240ZM262 235H260V237H262ZM58 236V235H57ZM61 236V235H60ZM142 236V235H141ZM183 236H186V235H183ZM241 236H243V235H241ZM245 236V235H244ZM246 236H248V235H246ZM54 237V236H53ZM70 237H71V235H70ZM124 237H125V235H124ZM123 237V238H124ZM127 238H129L128 236H126ZM125 237V238H126ZM130 237V238H131ZM167 237V236H166ZM73 238H75V237H73ZM123 238H120V239H123ZM140 238H142V237H140ZM189 238V237H188ZM198 238V239H197ZM212 238V237H211ZM5 239V240H4ZM30 239V238H29ZM55 239V238H54ZM65 239V238H64ZM67 239V238H66ZM71 239V238H70ZM194 239H192V240H194ZM210 239V238H209ZM57 240V239H56ZM69 240V239H68ZM90 240V239H89ZM129 240V239H128ZM152 240V239H151ZM161 240V239H160ZM182 240V239H181ZM190 240V239H189ZM192 241V242H189V244L188 243H186L185 244V249H201V245L199 246V244H198V242L200 241V240H198V242L197 241ZM251 240H249L248 241V243H251ZM30 241H31V239H30ZM50 241H51V239H50ZM130 241V243H131V239L129 240ZM128 241V242H129ZM209 241H211V240H209ZM2 242V243H3ZM52 242V241H51ZM51 242H50V244H51ZM97 242V241H96ZM116 242V241H115ZM123 242V244H124V242H127V241H125V239H124V241H122ZM133 242H135V241H133ZM213 242V241H212ZM211 242V243H212ZM258 242V241H257ZM36 243V242H35ZM48 243V242H47ZM72 243V242H71ZM94 243V242H93ZM106 244L105 245H103L100 249H108L107 248V245L109 246L110 244L109 243H107V242H105ZM111 243V242H110ZM137 243V242H136ZM200 243V242H199ZM247 242H245V244H246V248H248V250L250 249V247L251 246H249L250 244H248ZM32 244V243H31ZM49 244V243H48ZM52 244H54L53 242H52ZM55 244H56V242H55ZM63 244V243H62ZM61 244V245H62ZM97 244V243H96ZM115 244V243H114ZM201 244V243H200ZM209 244V243H208ZM235 244V243H234ZM263 244H264V241H263ZM34 245V244H33ZM38 245V244H37ZM37 245H35V247L37 246ZM69 245H71L70 243H69ZM112 246H113V243L111 244ZM127 245V244H126ZM129 245V244H128ZM134 245V244H133ZM157 245V244H156ZM170 245V244H169ZM192 245V246H191ZM203 245H205V244H203ZM27 246H28V249H30L29 247H31V246H29L28 244H27ZM27 246H24V247H27ZM63 246V245H62ZM116 246V245H115ZM149 246V245H148ZM167 246V245H166ZM172 246V245H171ZM43 247H45V246H43ZM47 247V246H46ZM68 247H71V246H68ZM93 247V246H92ZM110 248H111V246H109ZM114 247V246H113ZM116 247H118V245L116 246ZM140 247V246H139ZM163 247V246H162ZM173 247V246H172ZM203 247V246H202ZM211 248V246H208V248ZM39 248H40V246H39ZM82 248V247H81ZM84 248V247H83ZM94 248V247H93ZM207 248V249H208ZM214 248V247H213ZM25 249V248H24ZM33 249H35V248H33ZM37 249V248H36ZM61 249H62V247H61ZM116 249H118V248H116ZM163 249V248H162ZM251 249H253V247L251 248ZM260 249V248H259ZM14 249H12V251H13ZM256 250V249H255ZM258 250V249H257ZM11 251V252H12ZM129 251V250H128ZM250 251V250H249ZM253 251H254V249H253ZM263 251V250H262ZM2 252V251H1ZM9 252H10V250H9ZM18 252H20V251H18ZM151 252V251H150ZM3 254H4V252H2ZM16 253V252H15ZM29 253H31V252H29ZM35 253V252H34ZM37 253V252H36ZM61 253V252H60ZM164 253V252H163ZM21 254V253H20ZM263 254H264V252H263ZM2 255V254H1ZM13 255V254H12ZM16 255H19V254H16ZM22 255H23V253H22ZM35 255V254H34ZM54 255H55V253H54ZM86 255V254H85ZM96 255V254H95ZM166 255V254H165ZM171 255V254H170ZM5 256V255H4ZM3 256V257H4ZM36 256V255H35ZM61 256V255H60ZM84 256V255H83ZM129 256V255H128ZM178 256V255H177ZM6 257H7V255H6ZM17 257V256H16ZM91 257V256H90ZM100 257H104V256H100ZM125 257H127V256H125ZM208 257V256H207ZM210 257H212L211 255H210ZM209 257V258H210ZM1 258V257H0ZM78 258V257H77ZM84 258V257H83ZM124 258V257H123ZM206 258V257H205ZM18 259V258H17ZM73 259H75V258H73ZM94 259V258H93ZM100 259H102V258H100ZM133 259V258H132ZM170 259V258H169ZM183 259H185V258H183ZM182 259V260H183ZM18 260H20V259H18ZM21 260H22V258H21ZM165 260V259H164ZM173 260H175V259H173ZM207 260H208V258H207ZM206 260V261H207ZM4 261V260H3ZM69 261V260H68ZM72 261V260H71ZM130 261H131V259H130ZM133 261V260H132ZM132 261H131V263H132ZM211 261V260H210ZM58 262V261H57ZM90 262H92V261H90ZM143 262V261H142ZM176 262V261H175ZM212 262V261H211ZM237 262V261H236ZM253 262V261H252ZM261 261L259 260V263H260ZM18 263H19V261H18ZM17 263V264H18ZM62 263V262H61ZM86 263V262H85ZM255 263H256V261H255ZM1 264H2V261H1ZM5 264V263H4ZM136 264V263H135ZM176 264V263H175Z\"/></svg>","mask_w":264,"mask_h":264},{"label":"water","instance_id":"95a60500","mask_svg":"<svg viewBox=\"0 0 264 264\" xmlns=\"http://www.w3.org/2000/svg\"><path fill=\"white\" fill-rule=\"evenodd\" d=\"M69 1L71 3H73L75 0H69ZM156 1L157 0H145V7L148 10H152ZM158 10L161 11L160 9H158ZM212 23L214 25H220L221 24L219 19L213 20ZM217 35H219V33H217ZM119 48L124 53L125 50L127 49V44L122 42L119 45ZM177 52H178L177 49H174V50L172 49V50L169 51V53L171 55H176ZM26 68L30 69V70L37 69L35 63H29L28 65H26ZM201 77H202L201 74L193 75L192 78H191L192 85H197L199 80L201 79ZM236 77H237L236 72L228 73L227 77H226L227 83H231L233 81V79L236 78ZM259 126L260 127L264 126V119L260 121ZM166 128H167L166 136L170 137L171 136V125L167 124ZM20 130L23 131V132H26V133L31 131V129H29L26 125H21ZM6 133H8V131H6ZM244 148H245V145L242 144V143H239L238 147L236 148V152L237 153H241L244 150ZM192 182L197 187H201L203 185V181H202V179L200 177H196ZM262 187L263 186L259 187V191H258L259 194H262L264 192V188H262ZM62 199L63 198L61 196H59V195H49L46 198V203H45L46 207L49 208L51 206L58 205L62 201ZM116 200H117L118 206L115 209H113L112 211L115 214H119V213H121V212H123L125 210V201H124L123 198H116Z\"/></svg>","mask_w":264,"mask_h":264}]
</instances>
